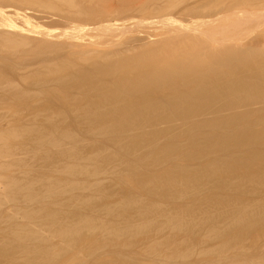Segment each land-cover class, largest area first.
<instances>
[{
    "label": "rangeland",
    "instance_id": "rangeland-1",
    "mask_svg": "<svg viewBox=\"0 0 264 264\" xmlns=\"http://www.w3.org/2000/svg\"><path fill=\"white\" fill-rule=\"evenodd\" d=\"M52 1L54 2V4L58 5V8H61V11H60L61 13H63V11L66 10L63 14H65L66 12L67 13H73L74 14V12L76 13V11H78V8L79 7H80L79 9H80L81 12L83 10L86 11V9H88V7L89 8L92 7L91 9H93V8L94 9H100L101 7L103 8L104 6L105 7L106 6H111V4H112V6H116V5L119 4V6H122V7L124 6V7L122 8V10H120V11L117 12V14H119L120 16L119 15L115 16L116 15L115 14L112 17H110V18L107 19L108 22H111V23H115L116 24V26H114L113 29L108 30L107 32H109V34H112V37L115 36L117 39L116 38H112L111 35H108L107 34V36H110V39L111 40H109V37H107V36H106L107 38L105 37L106 38V40H105L104 36L106 34H104L100 30L99 31H95V34H94V31H93V34H92V32H89V33L87 32V34L84 36V38H87L86 36L89 35L88 38H93V39H95L96 36H97L96 39L98 40L99 37L102 36V34H103V36L100 38V41L99 40L98 41L101 42L103 40V42H106V43L108 42V44L105 43V45H107V46L109 45L108 46V49H107V52L105 51L106 54L105 53H102L103 50L101 51V49H99L100 52L102 53L101 56H103V54H105L107 56V53H109V55H108L109 60H108V58L107 59L104 58V60H106L105 63H103L104 60L102 61L100 59H97L98 57H96V59H95V57H94L95 60H93L92 62H89V64L92 65V63H95L94 61H96V62L99 61V62L97 64L92 65V66H89V64H84L83 66H80V67L77 66V68L75 66L73 69H71L68 72L67 71H63L64 72L63 73L61 71H57L59 69H57V67L55 65L54 67H56V69H57V70H55L52 67L53 65L51 64L50 61L55 60L57 62V66L59 67V65L62 62H64V61H62V58L61 57H64L63 60H65V58L68 59L69 57L70 58H73L71 56H74L75 57L74 54H70L69 53V52H72L73 47H69L66 44H64V46H68V48L63 47L64 48L63 49L62 46H61L62 49H60V52H57V50L59 48L58 47L57 49H54V51L56 50V52H54V51L53 52L51 51L52 53L51 52H47V53H51V54H45L46 52L45 53H40L41 56L38 53H36L35 55L30 54L29 55V58L26 55L27 58L26 57L23 58V60H25L24 63L21 62L23 60H19V59H17V57H14V56L12 57L10 55H4V54H2L3 52H0V55H1L0 56V59H2V60H0V61H2V63L0 62V73H3V74L0 75V104H2L0 106V108H2L1 111H10L8 109V107L9 108L13 107L14 111H19V109H18L19 107H21L20 109H23V111H30L33 107L37 108V105H39L38 106L39 109L37 108L39 111H41L42 109H43L42 111H44V108L45 109L47 108L46 111H50L51 110V123H52L51 126L54 128V129L52 128L53 130L51 129V135H52L51 137H56L57 135H59L60 134V133H58L59 131L60 132H62V131L63 132L64 131H68L67 128L68 129L70 128V130H69L70 133L73 132V130H74L76 132V134H77V137H75L74 134L72 133L73 134V137H72L71 140L70 139H60V137H58V140L61 141V145H57L56 147L60 151H65V150L69 151V149L71 151V149H72L71 152H73V151L76 152V151H78L80 149V151L78 152V155H80L81 154L80 152L82 151V154L80 155L82 157V160L80 161V159L78 158L80 156L77 157L78 159L75 158V156H74L72 158V160H74V161H72L71 159L65 158L64 155L63 156L62 155H57L58 151L55 150V149H51V159H52L53 156L54 157L57 156V158L54 159L55 160V163H54V160L53 159L51 160V163H52L51 164V181H52L51 182V188H52L51 189V218H52L51 219L52 220L51 222H52V224L54 222V226H55V227H52L53 225L51 226V238H52V240H51V243H52L51 246L53 245L52 246L53 248H51V254H53V256L51 257V259H52L51 260V264H57V263L58 264L59 263L60 264H64V262L71 261L72 257H74L72 259L73 261L72 262H68V264L69 263L70 264H95V263L96 264H143L142 263L143 261H144V264H145L146 261H147L146 262L147 264H149V263H152V264L153 263H155V264H255V263H257L256 261H258L259 264H264V214H263L264 213V211H263L264 210V205H263L262 209H261V206L259 207L260 203H263L264 202V193H263V191H264V188H263L264 187V184H263V186H260V183L261 182H264V173H263L264 172V170H263V168H264V158H263L264 157V154H263L264 153V98H263L264 97V94H263L264 93V90L262 91V89L264 88V78H263V76H264V70H263V68H262V70H260L261 69L260 67H264V65L262 64L263 66H259L260 69L254 67L255 69H257L256 71L258 72V74L263 75V76H260V79L259 80H258L259 75L257 77V75H256L257 73L255 74V72H254L255 69L252 68V67L250 68V66L249 67H246V69H249L250 71H252L254 73L253 76H252V73H250L249 70H247L249 74L247 72H246L247 74L246 73H243V71H242L241 74H236V75H232L230 73L231 76H229V77H231V78L227 77L226 75L225 76L220 75L219 77H217L219 79L221 78L222 81L223 80L225 81V78H227L228 81H226L225 84H228V85L233 84V85H231V87H232L231 94L232 95H230V96L227 97L225 95L223 96L222 93H219L220 94L219 95L218 93L215 94V92H213L215 95L214 94L212 95V93H211V95H212L211 98H210L211 101L206 100L205 98L203 99L202 98V95L198 94L199 91L196 92V90H194L192 88L193 86L191 87V89L189 91L191 93L190 94L188 92V90H189L188 88L189 87L187 86V84H185V86L182 84V82L180 84V79L179 78H178V80H179V83H178L177 82V75H178L179 72L176 71L177 73H175V70H177V69H174L173 70L174 72L172 71V73H170V75H169L170 77L168 76L169 77L168 81H170L172 79H175V80H172L173 82L170 81V83H172V84L173 83H175V84L178 83L180 87L182 85L183 86V89H184V87H187L188 90H185L186 89L185 88L184 91L179 92L182 89V87L180 88L178 85H176L180 89L179 90V89H176L175 86L173 87V85H172L171 86L172 89L170 87L168 88L166 86L168 88V91H169V92H167L164 89V87H165V85H168L169 83L163 85L164 87L162 86V89L163 90H161L160 84L158 83L159 86L156 89H154V86H151L150 88L148 87L147 90L145 88V90H141L139 92H134L133 94L129 95L127 97V99L126 98L125 99L122 98L124 100H122V99L119 100V98L117 100V99H115L116 97H114V96H113V99H112V97L109 96L108 99L106 98V99L100 101L101 97L99 99H97L100 95H102V94H99V92L100 93H103V94H106L108 92V90L106 89V91H104L105 90L104 89L105 85H108V86L110 85L113 88L114 87V82H113V79L112 78H110V79H101V80L98 81L99 87H101V88H99V87H97V85H98L97 82H95V83L93 82V79H98L99 77H94V75L92 76L91 75L92 74L91 72L93 70H97V71L100 70V71H102L103 69H106L107 66H109V64H111V62H113L112 59H110V51L113 52V50L114 51H117L119 49H122V48L125 49V47H127L128 49H132V51L135 49L134 52H136L137 50H139V47L138 46H141L142 43H144V42H146V41L149 40V36H151V38H152V36H154L156 34H162V35H164V33H166L165 31L168 30V29L165 30L166 25L165 26H162L163 24L162 25L160 24L158 26V24L161 23V22L156 23L157 26H154L152 24H151V27H149L148 25L143 26L142 25L143 23L140 24V22H141L140 20L141 19H147V20H150V19L151 20L152 19L159 20L160 19V20H165V18L173 17V18L182 20L183 23H187L189 25V27H191V28L192 27L193 28L195 27V28H199L200 29V27H197L194 23H190L189 22V20L191 19V16H189L188 13H184L182 15V14H179V10H181L186 5H189V4L194 3V2L202 1V0H182V1H184V3L183 2L181 3V0H178L177 2H180L182 5L180 3L174 4V1L173 2L171 1L172 4H174V5H173V7H169V8H168V5L171 4V2L169 0H129V1L128 0H86V1L74 0L73 2H72V0H68V1L66 0L65 4H68V5H65L63 0H61V1L52 0ZM69 1L72 2L73 5H71ZM164 1L166 3L161 4ZM207 1L208 2H210V1L211 2L212 1L215 2V0H207ZM226 1H228V0H226ZM58 2H60V3H58ZM87 2H89V3H87ZM61 3H63L64 5H62ZM75 3L76 4L79 3V7H77L75 5ZM85 3H86V5H85ZM90 4H92V5L90 6ZM94 4H96V5H94ZM178 4H179V7L177 6ZM165 5H166L167 8L165 7ZM67 6H69V7H67ZM71 6H72V9H68V8H71ZM74 6L77 7V8H75ZM82 6H83V9H81ZM170 6H172V5H170ZM240 6L241 7H244L242 5H239V7ZM174 7H176V8H174ZM54 8H55V10L52 9L51 12L50 11H47L48 9L46 10V8L41 9V13L42 14H46V15H49V16L52 15L53 16L52 18L46 19L44 21V24H45L44 26L52 29V31L54 33H58L59 32L58 33L59 34V37H58L59 39H57L58 41H61V42H62V40L68 41L67 39H65V36H62L63 31L65 33L67 30H69L68 32H66L67 35H69L68 33H70V34L72 33L71 35H73L74 34V31H72L73 29L70 28V26L72 24H75L74 21H76V20H74L72 22H69L67 20H63L61 18H58L56 16V14L57 15L60 14L59 9L56 6ZM154 8H156V9L157 8H161V9L165 8L168 11L167 12H164V13H166L164 15L162 13V10H160V9L156 10L155 9L156 12L157 11L159 12V10H160V12L163 14L162 15L163 17H162L160 15V12H159V15L157 14V16H156V12L154 11ZM170 8H171V13H169L170 12L169 11ZM172 8H174V9H172ZM62 9H63V11H62ZM56 11L58 13H56ZM195 14L197 15V13H195ZM152 15H155L156 18H155V16H152ZM243 15H241V16H243ZM253 15H255L257 17L259 16L258 14L256 15V13L253 14ZM253 15L251 17H255ZM260 15H261L260 16L261 17V20L263 21V19H264V13L263 14H260ZM257 17H256V19L255 18L252 19V20H254V22L252 21L251 24L252 23L255 24V20L257 21V19L260 20V18H257ZM76 18H77V21H78V20H80L81 17L80 18L79 17H76ZM131 18L133 20H131ZM120 19H123V21H121ZM137 19L139 20V22H138ZM259 20L257 22H259ZM135 21H136V23H135ZM142 21H145V20H142ZM120 22L121 23L123 22L125 25L121 24ZM257 22H256V24H257ZM134 23L137 26L134 25V28L133 27L130 28L129 27V26H131L130 24H132V26H133ZM138 23L140 24V26H139ZM261 24H262V22L260 23L261 28H260V26H258V27L256 26L257 29L255 27V30H257V31L253 30V26H255V25H249L248 26V29L253 30V31H250L251 34L250 33L247 34V31H245V30L244 31H245L246 34L243 33L244 31H241V32L244 34L245 37L246 36L248 37V40L247 39L246 40L247 41H250L251 47H254V48L257 47V48H259L257 46V44H256V41H258L257 42L258 45L261 46V49L263 47V50H264V22H263L262 25ZM141 25H142V27H141ZM193 25H195V26H193ZM258 25H259V23H258ZM138 26L140 27V30H141V28H144V29L142 31L137 30L136 28H138ZM147 26H148V28H145ZM168 27L169 26H167V28ZM132 28L133 29H136L137 31L133 30ZM201 28H205V27H201ZM192 29H189V30L191 31ZM150 30H152L153 32L150 31ZM160 30H162V31H160ZM133 33H134V35H132ZM242 33H237L238 39L240 37L242 39ZM237 35L235 34V38L238 41V39L236 37ZM239 35H240V37H239ZM133 36L136 39H134V38L132 39ZM127 38H128V40L126 41ZM251 38H254L253 39V43L255 45L252 44V41H251L252 39ZM115 39L120 43L119 44L120 47L118 45L116 46V42L117 41ZM244 39L245 38H243L242 40H244ZM247 41H243L242 43L239 42L240 44H237V46H239V45L241 46V44H243L242 47H247L246 46L247 43L244 44V42H247ZM112 42L115 43V47H114V43H113V45H111ZM118 42H117V44H118ZM121 44H123V45H121ZM131 46H132V48H131ZM251 50H253V49H251ZM255 51H257V50H255ZM97 53L98 54H101L99 52H97ZM37 54H38V57H36ZM43 54L46 55L47 58H45L46 56H44ZM105 55H104V57H105ZM91 56H95V53L94 54H91ZM252 57H254V56H252ZM31 58H33L32 61L30 60ZM3 59H5V60H3ZM7 60L9 62H12V63H10V64L8 63L9 64L8 65L6 63ZM57 60L59 61V63H58ZM231 60H232V63L234 61V64H232L230 62ZM237 60L240 61V59H238V58H236V59H233V58L230 59V61H228L230 63L229 64V67H231V66H233V65L236 64L235 66L237 67V69H239L238 68L239 63H237ZM254 60H256V58ZM259 60H260V58H259ZM55 61H53L54 63L53 62L52 63L55 64ZM108 61H110V62H108ZM40 62L41 63H44L43 64L44 66L42 64H39V65H37L38 67L36 66V67L31 68L29 70L26 69L27 67L30 68L32 65L35 66V64H38ZM48 62H50L49 65L51 67L48 66ZM260 62H256V63L259 65ZM13 63L14 64H17L16 65L17 67H18V65H20V66L18 68L15 65H13L14 67H11ZM113 63L111 65H113ZM22 64L25 66V68L23 67ZM105 64H107V65H105ZM86 65H88L89 67L86 66ZM209 65H211L212 67H214V66H216V63L214 61H212V60H209ZM21 67H23L24 70L26 69L25 72H24L23 68H22V72L19 70V69H21ZM42 67L45 68L44 71H41L40 70V69H42ZM46 67H48V68H46ZM15 68H17L16 70H19L20 72L19 71H16ZM51 68H52V70H55V71H53V72H55V75H54V73H52L50 75H53V76L52 77H48V75H49L48 73L52 72V70H50ZM80 68L83 69L82 71L84 73L81 71ZM46 69L47 70L49 69V71H47ZM251 69H254V70H251ZM78 70H79V72H78ZM259 70L261 71V73H259L260 72ZM38 71H39V74L42 73V74H40V75H42V77H39V75H37L38 74L37 73ZM184 71H185L184 77L185 76L190 77V75H188L189 73L193 76V73L192 72H189V70L184 69ZM28 72L30 73V76H31V74H33L32 75L33 77H29V75H28V77H24L23 76V75H26L27 76V74H29ZM33 72H36L37 74H35ZM56 72H61L59 74L60 76L57 75ZM65 72H67V74H65ZM80 72H81V74L83 73V75H82L83 78L79 75ZM45 73H47L48 75L45 74ZM44 74L47 75V77ZM62 74H64L65 76L62 75ZM84 74H86V75L89 74L87 76H90V79H89V77L87 79H85L86 77L84 76ZM3 75H4V77H2ZM19 75H21L23 77H21ZM174 75L176 77H171V76H174ZM241 75L244 76V77H242ZM35 76H37V77H35ZM248 76H249V79L247 78ZM250 76H252V77H250ZM76 77H77V80L75 79ZM79 77L81 79H79ZM91 77H93V78H91ZM195 77H196V79H195ZM199 77H202V76H197V75L196 76H193V78L191 79V82H193V84L189 83L190 84L189 86L197 84V83L194 84V82L200 83V84H197L198 86H201V83H202V86L200 87V90H202V92H205V89L206 88H208V89H211V88L213 89L214 88V87H212L213 84L211 85V83H210V79L208 80V79H206V77H203L201 79ZM256 77H257V79H256ZM72 78H74V80H71ZM232 78H234V79H232ZM83 79H84V81H83ZM88 79L90 80V82L88 81ZM193 79H195V80H193ZM230 79H232V81L233 80L236 81L237 79H239V81L237 80L236 81V84H234L235 81L232 82ZM243 79H244V81H243ZM261 79H263V82L262 81L260 82ZM256 80L258 81V83H257ZM66 81L68 83H66ZM77 81H79V82H77ZM205 81H207V84L208 85H206V84L204 85L203 84ZM240 81H243V83L244 82H246V83L243 84L241 82L238 85V83ZM250 81H251V84L249 83ZM74 82L77 83L76 85H78L79 83L80 84H83V85L90 84L91 83L92 85L91 84L90 85L92 87L89 86V88L91 89L90 91L91 92L93 91V92L92 93L91 92H88V94L91 95V96H86V97H84L83 95L80 96V94L83 93L81 91L84 89V87L80 85V88L82 87V89L76 88L78 90H76V89L73 90L74 87L76 86L75 84H74L75 86L73 85L74 87L72 86V84ZM70 83H71V85H68ZM93 84L94 85L96 84V86H95L96 88L93 86ZM225 84H223V86ZM246 84H248V85H246ZM249 84L251 86H252V84H254L255 86H253L252 89H251V88H249ZM169 85H171V84H169ZM234 85L235 86L238 85V86H236V88L237 87L238 88L236 89ZM240 85L241 86L243 85V87L247 86V88L245 87L246 90L247 89H251V91L248 90L249 92L247 91L246 93H244V94H246V96H247L248 93L250 95L251 92H253L254 93L253 96L254 95L255 96L254 97L252 95L251 96H247L249 98V99H247V97L244 96V94H243V92H245L246 90L243 87L241 88L242 91L241 90H238V89H240L239 88ZM259 85H261V86H259ZM53 86L57 88V89L55 88V90H53V91H58V92L55 93V92L52 91V89H49V88H51ZM71 86H72L73 89L71 88ZM203 86H206V87H203ZM262 86H263V88L260 89ZM69 87H70V89L68 90ZM256 87L257 88L259 87V90ZM87 88H88V85H87ZM173 88H175L176 91ZM101 89H104L103 90L104 92H102ZM234 89L239 91V92L237 91L238 92V94H237V98L238 99L236 98V95H234L236 99L233 97V94H235V93H233ZM79 90H80V92H79ZM96 90H97L98 93L95 92ZM154 90H155V92H153L154 93L153 94L151 91H154ZM170 90H172V91L170 92ZM192 90H194V92ZM243 90H245V91H243ZM22 91H24V92H22ZM34 91L36 93L37 92L40 93V95L39 94L38 95L39 96H43V97H39L37 94H35V95H37V98H36L35 95H33V96L31 95L32 96V99H31V97L28 96V95H30L31 93L34 94ZM84 92H85V90H84ZM173 92H174V94H177V92H179L178 94L181 93L178 96L179 98L177 97L178 94L175 95L176 97L174 96V94L172 95ZM184 92H185V94H184ZM260 92H262V93H260ZM59 93L60 94L62 93V94L60 95ZM63 93H64V96L61 97L63 95ZM182 93H183V96H182ZM195 93H196V95H194ZM205 93H209V92L207 91ZM205 93H204V95H209V94H205ZM239 93L242 96H240ZM45 94L47 96H45ZM109 94H110V91L108 92L107 95H109ZM170 94L173 97L176 98L175 103L177 101V103H176L177 105H175V107L177 106V108L180 109V110L179 109H176L174 106H172L174 108V110L176 109L175 113L172 110L173 108L170 107L171 104L174 102V99L175 98L173 99V97ZM262 94H263V96H261ZM22 95H23L24 99L26 97V99L29 98V100L28 99L27 100L26 99L24 100L23 97H22ZM74 95H77V97H78V99L75 100V101H73V100H74V98H77V97H74ZM152 95H155V96H152ZM185 95L188 96V97H190V98H192L193 99L192 101H194V99H195V101L192 102ZM19 96H21L20 98H22L23 100H21L19 98ZM34 96H35L36 99L34 98ZM79 96H80V98H79ZM184 96L186 97V100H185V97ZM214 96H216L215 97L216 99L214 98ZM53 97L55 99H53ZM67 97H69V98L71 97V98L68 99ZM88 97H90L91 100H88L89 99ZM217 97H218V100L219 101H217ZM255 97H256V99H255ZM62 98H65V99H62ZM86 98H88V99H86ZM170 98H172L173 100L171 101ZM221 98H223V99H221ZM239 98H242V101L243 102L242 101H238V100H240ZM17 99H19L21 101H19ZM34 99L35 100L38 99L37 102H39V103H37ZM94 99H95V101L93 102ZM114 99L116 100L115 102H114ZM197 99H198V101H197ZM201 99H202V102H201ZM220 99H221V101H220ZM229 99L230 100L232 99L231 100L232 103H231V101ZM243 99L245 100V102H244ZM250 99H252V100H250ZM253 99H255V100H253ZM32 100H34L35 103H33ZM66 100H68V102H69L68 104L69 105H67V101ZM107 100H109V101H107ZM140 100H141V102H143V101L146 102V100H147L148 102H146V104H148L149 102H151V104L149 103L151 109L154 106H156V105L153 106V104H155V103L158 104L159 103V100H161L160 103L161 102L162 103L164 102L163 105H166V107H168V108L166 109L165 106H162V105H161L162 107H160L159 104L157 105L158 107H154V111L153 112H155L157 114V116L153 117V115H156V114L155 113L154 114H151L150 117H153L152 118V121L150 119V121H146L147 123H143L144 121L141 122V124L144 126V127H142V128H144V130H141L142 128L141 129L139 128L140 131H139V129L135 131V128L134 127H128V128H134L133 129L134 130V133H133L132 129H128L126 127H123L122 129H120V130L117 131V129H119L118 127L120 126L119 124H118L119 126H116V127L114 126V130L116 131V133L114 132V130L112 128H108L109 131H111V130L112 131L110 133L111 136L108 135L107 138L108 139L109 138L114 139V137H115L116 139H114V140H111V139H109V140L107 139L106 140V137H104V136L103 137H100L99 135L97 136V134L96 135L94 134L95 136H93L92 133H90V132L88 133L89 130L87 131V129H89V127H91V125L92 126H95V127L96 126L102 127L101 125H102V122H103L102 121L103 118L101 120L100 119L101 118L100 116H103L104 113L106 115V113L108 111L109 112L107 113L106 117L108 115H110L112 112L114 114V111H116V110L119 109V108H117L118 105L121 106V107L122 106L125 107L126 112H123V113L124 114L126 113L128 116H131V117H129V119L132 118L133 116H135V118H136V115H137V114H135V113H137L136 112L137 111V107L136 106L139 104L138 102H140ZM178 100L180 101V103L182 101V104H179V101ZM227 100L229 101L228 102V105H224V104L227 103L226 102ZM233 100H234V103H233ZM27 101L28 102L31 101L32 103L31 104L30 103L27 104ZM44 101L47 102L46 106H45V102ZM96 101H98V103ZM168 101H170V102H168ZM185 101L186 102H189V105H188V103L186 104ZM236 101L239 103L238 105H240V106H237V102ZM40 102L42 103V105L45 106L44 108H42L43 106H41ZM95 102H96L97 107L94 106V103ZM99 102H101L102 105ZM134 103L135 104L138 103V104L137 105H134ZM194 103H195V106L196 107H194ZM205 103H206V105H205ZM221 103H223V104H221ZM111 104L113 105V107H112ZM210 104H213V105L210 106ZM3 105H7V107H5V106L2 107ZM47 105H48V107H47ZM98 105L100 106V108H98L99 107ZM115 105L117 107H115ZM125 105H127L128 107L133 106L131 108L132 110H133V108L136 107L135 108L136 110L134 112H131L132 110L129 109V108L128 109L130 111L127 110V106H125ZM181 105H182V107H180ZM232 105H233V107H234L235 110L232 108ZM108 106H110L109 107L110 109L108 108ZM186 106L188 107V109H186L187 108ZM199 106L200 107L202 106L203 108L202 107L200 108ZM227 106H230V108L228 109ZM49 107H50V110H49ZM121 107H120V109H121ZM159 107L162 108V109H160ZM183 107H184L185 110H183ZM193 107L195 108V110H194ZM3 108H6V109H3ZM16 108H17V110H16ZM40 108H42V109H40ZM112 108H114V110ZM158 108L160 109V112H159V109ZM163 108H165V109H163ZM190 108H192V109H190ZM196 108H198L199 110H197ZM262 108H263V110H262ZM106 109H108V111ZM156 109H158L157 111L159 113L156 111ZM11 110H12V108H11ZM82 110H87L89 112H93L94 114H96V115L98 114L99 116H97V117L95 116L97 119L95 117H91V115H86V117L89 116L88 118H86V117L85 118H82L83 117V115H81V111ZM110 110H112V111H110ZM177 110H179V111H177ZM186 110H188V112ZM118 111H117V113H115L116 115L118 114ZM161 111L163 113H161ZM196 111H197V113H195ZM233 111L234 112H237V115ZM245 112H246V114H245ZM76 113H79V114H77V116H76L75 115ZM132 113H133V115H132ZM145 113H147V115ZM253 113H255V114H253ZM126 114H125V116H126ZM144 114L146 115V117L148 116V112H144ZM144 114H143V116L145 117ZM158 114H160V115H158ZM241 115L243 117H240ZM249 115H252V118H251V116L248 117ZM158 116H159V118H158ZM163 116L165 117V119L163 118L165 121H163V119H161ZM232 116H233V118H232ZM106 117H104V118H106ZM178 117H179V119H178ZM245 118L248 119V120L246 121ZM256 118H258L259 121L256 120ZM155 119H157V120H155ZM234 119L236 120L235 121L236 123H234ZM244 119H245V122H244ZM227 120H228V122H227ZM231 120H232V123H230ZM240 120H241V123H240ZM260 120H262V121L260 122ZM199 121H200V124H198ZM210 121H212V123H213L212 125H211V122ZM196 122H197V124L199 126L196 124ZM202 122H203V125H201ZM209 122H210V124H209ZM193 123H195V124H193ZM95 124H98V125H95ZM104 124H105V122L103 123V125ZM108 124L109 123H107L103 127L107 126ZM141 124H140V126H142ZM187 124H191V125L193 124L192 127H193L194 130L193 129L191 130V128H192V127H190L191 125H188L187 126ZM114 125H116V124H114ZM195 125H197L196 128H195ZM66 126H67V128H66ZM152 126H155V127H152ZM56 127H57V129H56ZM84 127H87V129L84 128ZM110 127H112V126H110ZM184 127H187V129L189 127L190 129L186 130V132L183 131L181 133L180 131H182L183 129L184 130L186 129ZM59 128H61L62 131ZM124 128H125L126 131L124 130ZM153 128L154 129L157 128V130L156 129L155 130H152ZM198 128H200V129H198ZM83 129H85L87 132H85V130L82 131ZM241 129H243V131H241ZM56 130H57V133H56ZM123 130L125 131V133H122V132H124ZM129 130H131V131L129 132ZM189 130L192 131V132H190ZM145 131H146V133H144ZM152 131L160 132L161 135H162V137L160 139H159L160 136L157 138V140H159V141L162 142V143L161 142L159 143V141H157V143H158L157 146L162 147L165 144L164 147H169L168 146L169 143H174L175 144V142H176V144L178 145V148L170 151V153H168L167 155H165V154H163L161 152L155 153L153 147L149 148L152 145L148 146L149 144L146 141L148 138H150V137H148L149 135L148 136H145V135H147V133L152 132ZM136 132H138V133H136ZM139 132H142V133H139ZM240 133H242V134H240ZM243 133L244 134H253V133H255L258 136L257 137V141H255V142L249 141L247 138H244L243 137ZM258 133H259V135H258ZM175 134H176V137H173V136H175ZM163 135H165V136H163ZM169 135H170V137H169ZM198 135H199V137H198ZM226 135L228 136V139H226L227 138ZM229 135H231V136H229ZM79 136H80V138H79ZM116 136H118V137H116ZM137 136H138V138H137ZM232 136H233V139H231ZM125 137H126V140L124 139ZM224 137H226V138H224ZM229 137H231V138H229ZM127 138H128V140H127ZM143 138H145V139L143 140ZM178 138L179 139L184 138V139L179 140ZM190 139H191L192 142H195V143H193L194 146L193 145L191 146L192 142L190 141ZM90 140H91V143L92 144L89 142ZM134 140L135 141L138 140L137 144L135 146H133V147H128L127 146V142L134 141ZM163 140H164V142H163ZM112 141H113V143H112ZM125 141H127V142H125ZM114 142H116V143H114ZM94 143L97 144L96 146L99 145V147L96 148V146H95ZM145 143H147V144L145 145ZM217 143H218V145H217ZM221 143L223 144V146H221L222 145ZM224 143H227V144H224ZM238 143H240V144H238ZM189 144H190L191 148H188L187 147V145L189 146ZM195 144H199L198 145L199 148H197V145L195 146ZM201 144H203V146H201ZM212 144L213 145H216V146H213ZM118 145H119V148H118ZM179 145L180 146L183 145V146L180 147ZM101 146H102V149H105L104 148L105 146H106V150H107V148L110 149V150H107L110 153L108 152V154H107V151L106 150H105L106 152L103 151L104 153H102V149L100 148ZM120 146H121V148H120ZM143 146H145L147 148H145ZM184 146H186L185 148H187V149H184ZM164 147H162V148H164ZM192 147H196V148L194 149ZM207 147H208V149L210 147L212 149H210V151L208 150V152H207ZM219 147L220 148L222 147V148L219 149ZM224 147H226V148H224ZM75 148H76V150H75ZM181 148H183L185 150L184 151L182 149V151H181L182 153L178 152V150L180 151ZM227 148L229 149L228 151H227ZM84 149L86 150V152H85ZM138 149L142 153L139 152ZM203 149L206 150V151H204ZM149 150H151V151H149ZM176 150L178 152V153L176 152L177 155H171L172 153H174L173 151H176ZM213 150L216 151V153L213 152ZM222 150H225L224 153H223ZM93 151L96 152V155L95 156L93 155L94 154ZM112 151H113V154L116 153V155H118V156L116 157L115 155H112V153H111ZM131 151H132V153H131ZM145 151H149V152L146 153ZM217 151H219V153ZM260 151H261V154L262 155L259 154ZM97 152H99L100 154H102V156H100V157L104 160V162H103V160L100 159V157H99L100 154H98ZM54 153L56 154V156H55ZM133 153H134V155L136 154V156H134ZM159 153H160V155H159ZM197 153H201V154L200 155L198 154V156H196ZM204 153L205 154L207 153V155H205ZM245 153H246V155L247 154L248 155L246 156ZM83 154H85L86 157H88L90 154H92L89 157L92 158L94 156L93 159L95 157H99V158H98V160H92L91 162H90V160L89 161L88 160L85 161V160H83L84 157H85V156L83 157ZM139 154H140V158H139ZM151 154L153 155V157H150V156H152ZM154 154H156L157 156L154 157L155 156ZM185 154H187V155H185ZM188 154H189V156H188ZM209 154H210V156H209ZM234 154H236V155H234ZM105 155H107V157ZM147 155H149V156H147ZM201 155H203L202 156L203 157L202 159H200ZM112 156H114V157H112ZM170 156H173V157L170 159ZM187 156H188V158H186ZM248 156H250V158ZM59 157H60V161L58 163L60 164V166L63 165V164H66V163H68V165H71L72 164V166H76L75 164H77L76 168L80 166L78 169L83 170V171H85V169L87 171V169H88V172L89 171L90 172L88 173V172L85 171L86 174L89 175V176L90 175L91 176H94V177L91 178V176L88 177L86 174L83 175L84 172L83 173L82 172H78V173L76 172V173H74V172H70L69 171L68 172V175H69V173H71L70 174L71 177H70V175L68 176L66 174V171L63 170L64 173H65L64 174L63 171L61 170L60 166H58L59 164L56 163L58 161ZM119 157H121L122 159L119 158ZM220 157H222V159L224 161H225V159L228 158V160L230 162L228 160H226L225 162L220 161V160H222ZM224 157H225V159H224ZM104 158H106V160ZM111 158H113V159H111ZM155 158H156V160H155ZM167 158H168L169 161L167 163H163V162H166L167 161ZM175 158H177V159H175ZM181 158H183V159H181ZM194 158L195 159L198 158V160H200V161H198V160L196 161ZM219 158H220V160H218ZM238 158L243 159L244 161L243 160H240ZM247 158H249V159H247ZM137 159H138V162H137ZM144 159H147V160H145L146 162H143ZM159 159H161V160H159ZM232 159L237 161V162L234 161L235 165H234L233 169H235V171L238 172V171L241 170L240 168H238L239 166L242 168V170H241L242 172L240 171L241 172L240 174L238 172L237 173L238 175H236V172L233 171V169H231V168L230 169H227L228 164L230 163L229 165H231V162H233ZM115 160L116 161L119 160L118 162H119L120 165L117 164L118 162L116 163ZM123 160H124V164L122 165ZM150 160L153 161V162H151ZM250 160H252V161H250ZM61 161L64 162V163H62ZM75 161H77V162L75 163ZM93 161H94V163H93ZM112 161L115 162V163H113ZM149 161H150L151 164H154L155 161H157L156 163L158 165L155 163L154 164V166H156L155 168L152 165H149V167H148L147 164H149ZM190 161L193 162V163H190ZM208 161L209 162L210 161L212 162V163L210 162L211 163L209 165L210 168H211V166H217V167L220 166V168H222V169H220V168L218 169L216 167H213L214 169L211 168V171H209V168H208L206 170L207 171V176H208L207 179L204 180L203 178H198V180H197L198 184L197 183H193L195 185L191 187L192 189L190 191H187L186 193H183L182 195H179V196H173V195L176 194L175 187L173 188V187H169V186H171V185L175 186L174 183H178V181H180L184 177V175H186V177H184L182 180H187V177H192L193 175L197 176V174H196L197 173V170H198L199 173L202 172V171H203L202 173H205V169L208 167L206 165L209 164ZM216 161L217 162L220 161L221 162V163L219 162L220 165H218L219 163L217 164ZM245 161H247V162H245ZM69 162H70V164H69ZM127 162H128V164H127ZM131 162H132V166H135L136 165L135 168L133 167L134 169H132V167H130L131 166ZM250 162L253 164L252 166H250L251 165ZM110 163L111 164L113 163L112 164L113 170L110 169V166L111 165H108ZM213 163H215V165ZM224 163L225 164L228 163L227 166H226V168H223L224 165H225ZM242 163H246V165L249 168L246 165L245 166L242 165ZM82 164L83 165L86 164L87 167L85 165L84 166V169H82V167H81V166H83ZM99 164L100 165L102 164L103 166L102 165L100 166ZM115 164H117V165H115ZM145 164H146V166H145ZM159 164H160V166H159ZM238 164H239V166H237ZM52 165L53 166L56 165V166L53 167ZM142 165H144V166H142ZM199 165H200V168L198 169L197 166H199ZM201 165H204V166H201ZM232 165H233V163H232ZM118 166H120V168ZM137 166H140L139 171L140 170L143 171L142 172L143 173L142 174V177H141V174H140V179H142L143 177H145L146 179L148 178L150 180H154L156 183L154 181H152L153 183H155V184L152 183L153 186L156 185L157 183H160L161 185L164 183V186H162V187H164L165 189H168L169 192H171L172 190H174L175 192H173V191L171 192V193H174V194L169 193L168 190H166L167 192H165V193L163 191H162L163 193L162 192H159V190H157V186H154L155 188H154V191H153L152 184H150V183H143L144 186L140 183V185L142 187H140V185L137 186V184H139V182H140V179H139V182H138L139 174L137 175L134 172V170L136 168L138 169ZM167 166L168 167L170 166V167L168 168ZM187 166H189V167H187ZM253 166H254V168H253ZM258 166H261L260 167V170L261 171L263 170L262 172L259 171V167ZM55 167L56 168L59 167L62 172L59 170V168L56 170ZM127 167H129V168H127ZM175 167L180 168V171H178L179 169L178 168H175ZM250 167L254 171L251 170ZM103 168H106V169L108 168V170L103 169ZM115 168H116V171H114ZM125 168H127L128 171H127V169L124 170ZM201 168L203 170L199 171ZM90 169H92V170H90ZM96 169H98V170H96ZM99 169H101L102 171L99 170ZM165 169H167L166 170L167 172H169V171L172 170L171 171L172 173L171 172H169V173L170 174H173V176L175 178L174 179L172 177L174 179V181H172L173 179L167 173L168 176L170 177V179H169L170 181L166 180V183H168V185H167L168 187H165V184L166 183L164 182V177H165V179L167 177V174L165 173L166 172ZM183 169H184V171H183ZM212 169L213 170L216 169L215 170L216 172H218V171H219V173L221 172L220 174H216V172H213L214 174H216V179H215V175L212 173V171H213ZM225 169H226V171H225ZM129 170L132 173L134 172V174H131V172ZM189 170H190V172H192V170H193V171H195V173L192 172V173L189 174L188 173ZM231 170L233 171V173L235 172V175H232V171ZM250 170H251L252 173L250 172ZM91 171H93V173H91ZM94 171H96V172L94 173ZM100 171H101V173H100L101 176L98 173ZM106 171L108 173H111V176L108 175ZM159 171H160V173L162 171V173H161L162 175L159 173ZM223 171H225L227 173L224 172L225 173L224 174ZM228 171L231 172L230 175H229ZM116 172H117V175H116ZM15 173L13 174V177H15L14 183H16V181L20 183L21 182V179L18 181V179L21 178L20 177L21 176L20 172L17 171ZM79 173H81V174L79 175ZM96 173H97V177H96ZM158 173L162 177L163 176L164 177L163 178L160 177ZM179 173L180 174L181 173H185V174L184 175H180ZM249 173H251V175H252V177L250 179L248 177H246V176H249L250 177V174ZM18 174L20 175V176H18L19 178L17 177ZM92 174H94V175H92ZM144 174H145V176H143ZM245 174H246V176H245ZM81 175H83L84 178ZM102 175H103V177H102ZM205 175H206V173H205ZM218 175H219V178L217 177ZM220 175H223L222 178L224 176H226V175L227 176H226V178H223L222 179V178H220ZM239 175H242L241 176L242 179L239 177ZM77 176H79V177H77ZM80 176H81V178H80ZM98 176H100V177H98ZM115 176H116V178H114ZM123 176L127 177L128 179L130 178V180L132 182V185L133 186L135 185L134 186L136 188L135 190H134L133 187H131V184L129 185V183L127 185L125 184L124 186H121L119 184V181L117 179L118 178H122ZM153 176L155 177L156 180L152 178ZM176 176H177V178L179 180L176 178ZM209 176H210V178H209ZM229 176L230 177L232 176V177L229 179ZM169 177H167V179ZM217 178L220 179V180H218ZM252 178H254V179H252ZM99 179H101V182H100ZM103 179H111V180H108V183H110L113 187L110 184L108 185V183H106L107 180H103ZM201 179H203L202 182L204 181L205 183L204 182L202 183L201 182ZM212 179H214L215 182ZM82 180H83L84 183H85V180H86L85 185L84 184L83 185L81 184V181ZM89 180H93L94 182L97 180L99 187L98 186L97 187L95 186V183L96 182L93 184ZM161 180L163 181V183H161ZM240 180L242 181V183H241ZM73 181H74V184L75 185L72 184ZM78 181H80V182H78ZM102 181H103V183H102ZM114 181H116L117 184ZM210 181H211V183H210ZM218 181H220L221 183L219 184ZM237 181H240V182L237 183ZM76 182H77V184L78 183L81 184V187H79V185L76 187V185H77ZM87 182H89V183H87ZM111 182H113L115 184H112ZM136 182H137V184H135ZM199 182L201 183V185H200ZM216 182H218V183H216ZM19 183H16L17 184L16 186L19 187V185H20ZM101 183H102V185H101ZM104 183L106 185H104ZM213 183H215V184H213ZM208 184H210V185H208ZM217 184H219V185H217ZM242 184L243 185L244 184H248L249 186L244 185V187H243ZM14 185L15 184H13L12 186L14 187ZM55 185H57V186H55ZM96 185H97V183H96ZM256 185H257V187H255ZM16 186L14 187V189H13V187H11V188L8 187L7 188L6 191H7V193H9V196H8L9 198H8V201H7L8 203L5 201L7 204L6 203L3 204V201H4L3 200L2 201V204H1L3 206L0 205V207H1L0 208V218L1 217L3 218V219H0V221L1 222H2V220L5 221V222H3V224H4L3 226H2V223L0 222L1 223L0 224V226H1L0 227V264H15L14 263V257L12 256L13 255V251H14V242L17 241V240L20 241L21 240V237H22V234H24V232H26V229H27V227L25 226V223H24L23 219L22 218L21 219L19 218V216H21V214H22V213L21 214L19 213L22 208L20 207L21 204L20 203H17V202L18 201L21 202V200H18V197H17V200L18 201L16 200V198H13V197H16L15 194H16L17 190L15 191V188L16 189H19ZM59 186L61 187V189H59L60 188ZM83 186H85V188H86V190L83 188L84 191L82 189H80ZM89 186H90V188H89ZM93 186H95V187H93ZM105 186L108 187V188H106ZM125 186H128V187H125ZM148 186H149V188H148ZM202 186H203V188H201ZM213 186H217L218 188L216 187V190H215L214 189L215 187L213 188ZM259 186H260V188H259ZM56 187H58V188H56ZM102 187H105V188L102 189ZM222 187H225V189L222 188ZM232 187H233V189H231ZM234 187H235V191H234ZM255 188H259V189H257L258 191L257 190L255 191L254 190ZM13 190H14V192H13ZM247 190H249V191L247 192ZM252 190H253V193H252ZM91 191L92 192L94 191L93 193H95V194L91 193ZM192 191H194V192H192ZM240 192H242V193H240ZM245 192H247V193H245ZM214 193L217 194L216 195L217 197L215 195H213L212 196L213 198H209L211 196V194H214ZM244 193H245V195H244ZM168 194L169 195L171 194L174 199L171 198V195L169 196ZM190 194H192V195H190ZM86 195H88V196L86 197ZM221 195H224V196H221ZM233 195H235V197L238 196V202H240L239 199L241 197V202L240 203H238L237 201L235 202V198L234 197H233L234 200H232V197L231 196H233ZM220 196L222 198L223 197L224 198L226 197L225 200L228 197V199L226 200L227 202L226 201L224 202L223 201L224 198L222 199ZM92 197L93 198L96 197V198L93 199ZM206 198H207V200H206ZM247 198H248V200H247ZM250 198H252V200ZM175 199H177V200H175ZM203 199H205V202L206 203L204 201H201ZM126 200H130V203L129 202H126ZM135 200H138L139 202L137 201L138 202L137 203V202H135ZM208 200H209V202H207ZM212 200H213V204L211 205L210 201L212 202ZM249 200H251V201H249ZM133 201L135 203H137V204H135ZM200 201H201V203H200ZM216 201L218 202V205H217V202ZM222 201L224 203H227V204H228V201H231V202H229L230 203L229 207L231 205H233V204L235 206L238 205L237 210H236V207L234 205L233 206L235 208L232 207V208H234V209H232L230 207L231 208V210H230V208L228 207V205H225V204L224 205H221V204H219V202H221L223 204ZM140 202H142V203H140ZM158 202H159V205H158ZM234 202L235 203H238V204H235ZM243 202H245V204L249 202V204H247V206H245ZM250 202L253 203V204H250ZM160 203H162V204H160ZM208 203H209V205H207ZM76 204H77V206H78V204H80V205L77 207ZM239 204L240 205L243 204L244 207H240ZM57 205H60V206H57ZM201 205H202V207H201ZM205 205H207V207ZM249 205H250V207H251V205H253V207L251 208L250 213L248 211V210H250ZM7 207L10 208V209L7 210L6 209ZM18 207H20L21 209L19 208V211H15V210H17L15 208H18ZM142 207H143V209H142ZM165 208H167L169 212ZM178 208L179 209H182V210L179 211ZM202 208L204 209V212H202V210H203ZM224 208H225V211L228 210V212H230V213L225 212V211L223 213ZM226 208H227V210H226ZM241 208H243V209H241ZM144 209H146L148 211L146 212V211H144ZM173 209H175L174 210L175 212L172 211ZM210 209H212V212L214 214L211 212ZM216 209H219V210L216 211ZM238 209H239V211H238ZM177 210L180 213L182 211L183 212L186 211V213H182V214H184L185 216L188 217V218H186L187 221H186L185 218H182L181 217L182 215L181 216L179 215V219H177L178 217H175L176 218L175 221H172L170 218L167 219V216H166L167 215V212H168V214L169 213H176ZM240 210H241V212H240ZM242 210L244 212L246 211L245 212V215L248 214V217L246 216V218H245V215L242 214V212H243ZM187 211L190 212V213H187ZM220 211H222V212H220ZM236 211H238L239 213H241V216L244 215L243 216V219H246V222L244 220L240 221V219H242V218H240L238 216L239 213L237 214ZM252 211H254V212H252ZM205 212H207V213H205ZM16 213H18L19 216ZM202 213L203 214L205 213V214L203 215ZM220 213L221 214L222 213L223 214L226 213V216L225 215H221ZM231 213H234V216L237 215L236 217H238L239 219H237L236 217H234L233 215H231ZM190 214H191V218L190 219L192 221L189 219ZM210 214H212L214 217L212 215H210ZM219 214H220L221 217L219 216ZM205 215H206V217H205ZM15 216H16V218L18 220L15 218ZM57 216H58V218H57ZM185 216H183V217H185ZM192 216H194V217H192ZM209 216H211V218ZM207 217H208L209 220L206 219ZM226 217L229 220H233V221L230 222L229 220H227ZM54 218L55 219H58V220H55ZM230 218H232V219H230ZM252 218L254 220H252ZM53 219H54V221H53ZM182 219H185V220H182ZM173 220H174V218H173ZM188 220H190V221H188ZM237 220H239L238 223L236 222ZM249 220H251L252 223H250ZM72 221H75V223L73 224ZM184 221L187 222V224ZM206 221L208 223H206ZM228 221H229V223H227ZM202 222L206 223V225L203 224ZM232 222H234V223H232ZM151 223L154 226L153 225L150 226ZM194 223H196L195 224L196 226L193 225ZM241 223L243 224L242 225L243 227L241 226V228H243L244 232L242 231V229H239L240 227L238 225L239 224L241 225ZM244 223H246V225ZM62 224H64L63 226L66 229L69 227V231H71V229H72V226L71 225H75V224L78 225L79 224V228L80 229L83 228L82 234H84V232H85V235H83V237L81 235V238H78V239H72V238L69 237L68 238L69 241L67 242V241H65V239L63 237H61L60 235L58 236V234H56V228L62 227L61 226ZM229 224H231V225L229 226ZM144 225H146L148 227V230H146V232L144 230H142V227ZM190 225H192V226H190ZM249 225H252V226L249 228L248 227ZM245 226L248 227L247 230L244 229ZM177 227H179L178 229H180L182 227L181 230H179V232H176L178 230ZM234 227H236V228H234ZM23 228H24V230H22ZM157 228H159V229L157 230ZM190 228H192V229H190ZM174 229L176 230L175 232H173ZM182 229L184 231L186 230L185 232H187V234H184L183 235V232L184 231L181 232ZM234 229H237V230H239V231L242 232L241 233V232H238L236 230L239 233L240 236H238L236 234L237 232L235 233ZM153 230H155V231L153 232ZM187 230H189L190 233H188ZM177 233H180V234L178 235ZM181 235H183V237H181ZM185 235H187V236L185 237ZM188 235H189V237H188ZM64 242L65 243H68V246L69 247H66L67 249L65 248V243ZM55 244H57V247L60 248L59 250H58V248H55L56 247ZM150 245L152 246V248H151ZM144 246H145V248H144ZM146 246L148 247L147 249H146ZM79 249H80V252H79L80 254L78 253ZM151 249L153 251L155 250L156 252H152ZM56 250H58V251H56ZM178 250H180L182 254H180L179 253L180 251H178ZM81 254H83V255H81ZM77 255L78 256L80 255V256L78 257ZM75 257H77V258H75ZM96 261H98V262H96Z\"/></svg>",
    "mask_w": 264,
    "mask_h": 264
},
{
    "label": "bare ground",
    "instance_id": "bare-ground-1",
    "mask_svg": "<svg viewBox=\"0 0 264 264\" xmlns=\"http://www.w3.org/2000/svg\"><path fill=\"white\" fill-rule=\"evenodd\" d=\"M57 1V0H56ZM58 1H61V0H58ZM64 1V4H65V2H66V0H63ZM62 1V2H63ZM68 1V0H67ZM74 0H72V2H73ZM82 1H86V0H82ZM129 1V0H128ZM170 2L172 1H174V4H176V3H180V2H177L178 0H169ZM53 1L52 0H0V52H3L2 54H4V55H10V56H14V57H17V59H19V60H23V58L24 57H26V55L28 56V58H29V55L30 54H32V55H35L36 53H38L39 55H40V53H45V54H51L53 51H54V49H57L58 47V50H57V52H60V49H62L63 47H66V48H68V46L69 47H73V49H72V52H69L70 54H74L75 55V57L74 56H71V57H73V58H68V59H66L65 58V60H63L64 59V57H61L62 58V61H64V62H62L60 65H59V67L57 66V62L55 61V60H53V61H55V64H53L54 62L53 61H50L51 62V64L53 65L52 67L55 69V70H57V69H59V70H57V71H61V72H63V71H70L71 69H73L75 66H76V68H77V66L78 67H80V66H83L84 64H89V62H92L93 60H95L96 59V57H98L97 59H100V60H104V58H108V60H109V57H108V55H109V53H107V56L105 55L106 54V52H107V49H108V46L107 45H105V43L106 42H103V40L101 41V42H99L100 41V38L103 36V34H102V36H98L99 37V41L96 39L97 38V36H96V38L95 39H93V38H88V36H86L87 38H84V36L87 34V32L89 33V32H92V34H93V31H94V34H95V31H102L104 34H106L105 36H104V38L107 36V34L108 35H111V37H112V34H109V32H107L108 30H111V29H113V27L114 26H116V24L115 23H111V22H108L107 21V19L108 18H110V17H112L113 15H115V16H117V15H119V14H117V12L118 11H120V10H122V8L124 7H122V6H119V4L118 5H116V6H112V4H111V6H104L103 8L101 7L100 9H91V8H89L88 7V9H86V11H80V7H79V3L78 4H76L75 3V5L77 6V7H79L78 8V11H76V13L74 12V14L73 13H65V14H63L65 11H63V9H62V11H63V13H61L60 11H61V8H58V5H56V4H54V2L52 3ZM70 2V1H69ZM72 2H70V4L71 5H73L72 4ZM92 2V1H91ZM172 2H171V4L170 5H172V6H170V5H168V8L169 7H173V5L174 4H172ZM184 3V1H182L181 0V3ZM214 1H210V2H208L207 0H202V1H198V2H194V3H191V4H189V5H186V6H184L181 10H179V14H184V13H188V15L189 16H191V19L189 20V22L190 23H194L197 27H200V29L199 28H191V27H189V25L187 24V23H183L182 22V20H179V19H176V18H173V17H168V18H165V20H154V19H150V20H147V19H139L141 22H140V24L141 23H143L142 25L143 26H145V25H148L149 27H151V24L152 25H154V26H157V24L156 23H159V22H161V23H159L158 24V26L161 24H163L162 26H165L166 25V28H165V30H167V31H165L166 33H164V35H162V34H156V35H154V36H152V38H151V36H149V40L148 41H146V42H144V43H142L141 44V46H138L139 47V50H137L136 52H134L135 51V49L132 51V49H128L127 47H125V49L124 48H122V49H119V50H117V51H114L113 50V52H111L110 50V59H112V61L114 62H111V64L113 63V65H111V64H109V66H107V68L106 69H103L102 71H100V70H93L90 74L93 76L94 75V77H99L98 79H93V82L95 83V82H97V84H98V81L99 80H101V79H110V78H112L113 79V82H114V87L112 88L110 85L108 86V85H105V87H104V89H101L102 90V92H104V91H106V89L108 90V92L110 91V94L109 95H107L108 94V92L106 93V94H103V93H100L99 92V94H102V95H100L97 99H99L100 97H101V99H100V101L101 100H104V99H108V97L109 96H111L112 97V99H113V96L114 97H116L115 99H117L118 100V98H119V100H121L122 98H126L127 99V97L129 96V95H131V94H133L134 92H139V91H141V90H145V88H146V90L148 89V87L150 88L151 86H154V89H156L158 86H159V84H160V88H161V90H163L162 89V86L163 85H165V84H171V85H165V87L167 86L168 88L170 87L171 88V86L173 85V87L175 86L176 87V89H179L176 85H178L179 86V80H178V78L180 79V84H181V82H182V84L185 86V84H187V86L189 87L188 89H187V87H184V89L185 90H188V92L190 91V89H191V87L194 89V90H196V92L197 91H199L198 92V94H200V95H202V98L204 99H206V100H209V101H211L210 100V98H211V96L214 94L213 92H215V94H219V93H222L223 94V96L225 95V96H230V95H232L231 94V89H232V87H231V85H233V84H231V85H228V84H225V82L226 81H228L227 80V78H225V81L223 80H221V78L219 79V78H217V77H219L220 75H223V76H227V77H229V76H231V74L232 75H236V74H241L242 73V71H243V73H248V71L247 70H249V69H246V67H249L250 66V68L252 67V68H258V69H260V70H262V68H263V70H264V67H260L259 68V66H263L264 65V50H263V47H262V49H261V46L260 45H258V41H256V44H257V46L260 48H254V47H251V43H250V41H247L248 40V37L246 38L245 36H244V34L243 33H245V31H247V34H251V32L250 31H253V30H255V27L257 26H260V23L262 22V24H263V22H264V19H263V21L261 20V15L260 14H263L264 13V0H228V1H226V0H215V2L213 3ZM58 3H60V2H58ZM87 3H89V2H87ZM97 3V2H96ZM108 3V4H109ZM136 3V2H135ZM163 3H166L165 1L164 2H162L161 4H163ZM180 3V4H181ZM186 3V2H185ZM236 3V4H235ZM62 5H64L63 3H61ZM169 4V3H168ZM59 9V12H60V14L59 15H57L56 14V16L58 17V18H61V19H63V20H67V21H69V22H72V21H74V20H76V21H74L75 22V24H72L71 26H70V28H72L73 30L72 31H74V34L73 35H71L70 33H68L69 35H67V33L66 32H68L69 30H67L65 33H64V31H63V34H62V36H65V39H67L68 41H64V40H62V42L61 41H58L57 39H59L58 37H59V32L58 33H54L53 31H52V29H50V28H48V27H46V26H44L45 24H44V21L46 20V19H50V18H52L53 16L51 15V16H49V15H46V14H42L41 13V9H44V8H46V10L47 11H52V9H54L55 10V6ZM61 5V6H62ZM65 5H68V4H65ZM85 5H86V3H85ZM89 5V4H88ZM92 4H90V6H91ZM94 5H96V4H94ZM128 5V4H127ZM133 5V4H132ZM137 5V4H136ZM167 5V4H166ZM166 5H165V7H166ZM182 5V4H181ZM239 5H242V6H244V7H239ZM178 7H179V4L177 5ZM51 7V8H50ZM65 7V6H64ZM67 7H69V6H67ZM75 7V6H74ZM73 7V8H74ZM77 7H75V8H77ZM96 7V6H95ZM51 10H50V9ZM167 8V7H166ZM174 8H176V7H174ZM174 8H172V9H174ZM57 9V10H58ZM68 9H72V6H71V8H68ZM81 9H83V6H82V8ZM156 8H154V11L156 12V10H158V9H160V10H162V13L165 15L166 13H164V12H167L168 10L167 9H165V8H163V9H161V8H157L156 10H155ZM53 10V11H54ZM160 10H159V12H160ZM253 10V11H252ZM45 11V10H44ZM153 11V10H152ZM170 12L169 13H171V8H170V10H169ZM158 12V11H157ZM156 12V16H157V14L159 15V12L157 13ZM53 13V12H52ZM55 13V12H54ZM56 13H58L57 11H56ZM121 13V12H120ZM125 13V12H124ZM123 13V14H124ZM161 12H160V15L162 16L163 14H162ZM168 13V14H169ZM194 13V14H193ZM195 13H197V15L195 14ZM256 13V15L258 14L259 16L257 17V16H255V15H253V14H255ZM49 14V13H48ZM63 14V15H62ZM154 14V13H153ZM167 14V15H168ZM244 14V15H243ZM253 16H255V17H251L252 15ZM186 15V14H185ZM241 15H243V16H241ZM251 15V16H250ZM120 16V15H119ZM152 16H155V15H152ZM156 16H155V18H156ZM76 17H81L80 18V20H78L77 21V18ZM163 17V16H162ZM166 17V16H165ZM256 17L257 18H260V20L259 19H257V21L259 20V22H257L256 20H255V24L254 23H252L251 24V22L253 21L254 22V20H252L253 18H255L256 19ZM150 18V17H149ZM127 19V18H126ZM137 19V20H138ZM121 21H123V19H120ZM131 20H133L132 18H131ZM136 20V21H137ZM139 20H138V22H139ZM142 20H145V21H142ZM126 21V20H125ZM124 21V22H125ZM136 21H135V23H136ZM188 22V23H189ZM256 22H257V24H256ZM121 23V22H120ZM133 24V26H132V24H130L131 26H129L130 28L131 27H133L134 28V25L135 26H137L136 24ZM189 23V24H190ZM258 23H259V25H258ZM121 24H123V25H125L123 22L121 23ZM139 24V23H138ZM140 24H139V26H140ZM150 24V25H149ZM261 24V25H262ZM142 25H141V27H142ZM195 25H193V26H195ZM249 25H255V26H253V30H250V29H248V26ZM138 26V28H136L137 30H140V27ZM148 26L147 27H145V28H148ZM167 26H169L168 28H167ZM171 26V27H170ZM66 27V26H65ZM128 27V26H127ZM128 27V28H129ZM153 27V26H152ZM161 27V26H160ZM201 27H205V28H201ZM257 27H256V29H257ZM69 28V27H68ZM132 28V29H133ZM163 28V27H162ZM260 28H261V26H260ZM136 29H133V30H135V31H137ZM144 28H141V30L140 31H142ZM150 29V28H149ZM153 29V28H152ZM189 29H192L191 31L189 30ZM252 29V28H251ZM56 30V29H55ZM58 30V29H57ZM155 30V29H154ZM194 30V31H193ZM245 30V31H244ZM147 31V30H146ZM150 31H152V30H150ZM160 31H162V30H160ZM170 31V32H169ZM241 31H244L243 33L241 32ZM255 31H257V30H255ZM254 31V32H255ZM139 32V31H138ZM149 32V31H148ZM153 32V31H152ZM99 33V32H98ZM145 33V32H144ZM237 33H242V39L243 38H245L244 40H242L241 39V37H240V35H239V39H238V35H237ZM141 34V33H140ZM235 34L237 35L236 37H237V39H238V41L236 40V38H235ZM246 34V33H245ZM91 35V34H90ZM99 35V34H98ZM132 35H134V33L132 34ZM146 35V34H145ZM61 36V35H60ZM94 37V36H93ZM107 37H109V40H111L110 39V36H107ZM106 37V38H107ZM62 38V37H61ZM103 38V39H104ZM106 38H105V40H106ZM112 38H116L115 36L114 37H112ZM134 38V36L132 37V39ZM255 38V37H254ZM254 38H251L252 40V44H254L253 43V39ZM117 39V38H116ZM115 39V40H116ZM134 39H136V38H134ZM247 39V40H246ZM104 40V41H105ZM113 40V39H112ZM128 40V38L126 39V41ZM242 40V41H241ZM117 41V40H116ZM130 41V40H129ZM135 41V40H134ZM241 41V42H240ZM243 41H247V42H244V44H246V46L247 47H242V45L243 44H241V46L239 45V46H237V44H240V43H242ZM115 42V41H114ZM114 42H112V44L111 45H113V43ZM118 42V41H117ZM117 42H116V46L118 45L119 47H120V43L118 42V44H117ZM125 42V41H124ZM240 42V43H239ZM132 43V42H131ZM64 44H66V45H68V46H64ZM106 44H108V42L106 43ZM249 44V45H248ZM121 45H123V44H121ZM255 45V44H254ZM61 46H62V48H61ZM245 46V45H244ZM114 47H115V43H114ZM113 47V48H114ZM130 48V47H129ZM131 48H132V46H131ZM64 49V48H63ZM99 49H101V51L103 50V52L102 53H105V54H103V56H101L102 55V53L100 52V50ZM110 49V48H109ZM251 49H253V50H251ZM259 49V50H258ZM255 50H257V51H255ZM52 51V52H51ZM106 51V52H105ZM47 52H51V53H47ZM54 52H56V50L54 51ZM64 52V51H63ZM97 52H99V53H101V54H98ZM95 53V56H91V54H94ZM38 54H37V56L36 57H38ZM112 54V55H111ZM44 55V54H43ZM104 55H105V57H104ZM1 56V55H0ZM41 56V55H40ZM44 56H46V55H44ZM252 56H254V57H252ZM34 57V56H33ZM94 57H95V59H94ZM260 58V60H259V58ZM27 58V57H26ZM25 58V59H26ZM45 58H47V56L45 57ZM51 58V57H50ZM49 58V59H50ZM60 58V59H61ZM236 59V58H238V59H240V61H238L237 60V63H239V66H238V68L239 69H237V67L235 66V65H233V66H231V67H229V62L228 61H230V59ZM256 58V60H254ZM32 59L33 58H31L30 60L32 61ZM0 60H2V59H0ZM3 60H5V59H3ZM51 60V59H50ZM209 60H212V61H214L215 63H216V66H214V67H212L211 65H209ZM24 61L25 60H23V61H21L22 63H24ZM35 61V60H34ZM58 61V60H57ZM105 61L106 60H104V62L103 63H105ZM260 62V64L258 65L256 62ZM1 63H2V61H0ZM5 62V61H4ZM50 62H48V66H50L49 65V63ZM53 62V63H52ZM95 63H92V65H94V64H97L99 61H94ZM108 62H110V61H108ZM231 63H232V60L230 61ZM236 62V61H235ZM6 63L8 64H10V63H12V62H9L8 60L6 61ZM46 63V62H45ZM58 63H59V61H58ZM107 63V62H106ZM4 64V63H3ZM8 64V65H9ZM39 64H44V63H38V64H35V66L34 65H32L30 68H26L27 70H29V69H31V68H34V67H36L37 65H39ZM100 64V63H99ZM232 64H234V61H233V63ZM263 64V65H262ZM13 65H17V64H12V66L11 67H14ZM23 65V64H22ZM47 65V64H46ZM56 65V67H57V69H56V67H54ZM91 64H89V66H92ZM105 65H107V64H105ZM20 65H18V67H19ZM28 66V65H27ZM30 66V65H29ZM41 66V65H40ZM44 66V65H43ZM86 66H88V65H86ZM88 66V67H89ZM258 66V67H257ZM17 67V66H16ZM17 67V68H18ZM23 67L25 68V66L23 65ZM23 67H21V69H19L21 72H22V68ZM38 67V66H37ZM51 67V66H50ZM101 67V66H100ZM17 68H15V70L17 69ZM24 68H23V70H24ZM46 68H48V67H46ZM75 68V69H76ZM98 68V67H97ZM254 68V69H255ZM25 69V70H26ZM36 69V68H35ZM43 69V70H42ZM42 69H40L41 71H44V69L45 68H43L42 67ZM79 69V68H78ZM81 69V68H80ZM96 69V68H95ZM174 69H177V70H175V73H177V72H179L178 73V75H177V84H175V83H170V81H172V80H175V79H172V80H170V81H168V79H169V75H170V73H172V71L174 70ZM184 69H186V70H189V72H192L193 73V76H202V77H199V78H203V77H206V79H210V83H211V85L213 84V86L212 87H214L213 89L211 88V89H208V88H206L205 89V92H209V93H205V92H202V90H200V87L202 86V83H201V86H198L197 84H200V83H198V82H194V84L195 83H197V84H195V85H191V86H189L190 84L189 83H191V84H193V82H191V79L193 78V76L189 73L188 75H190V77H187V76H185L184 77V74H185V71H184ZM254 69H251V70H254ZM19 70H16V71H19ZM25 70H24V72H25ZM47 70V69H46ZM50 70H52V68L50 69ZM55 70H52V72H50V73H48L49 75L50 74H52V73H54V75H55V72H53V71H55ZM83 69H81V71H82ZM257 69H255V74L257 75V77H258V75H259V78H258V80L260 79V76H263V75H260V74H258V72L256 71ZM259 70V71H260ZM2 71V70H1ZM19 71V72H20ZM47 71H49V69L47 70ZM177 71V72H176ZM61 72H56V74L57 75H59ZM67 72H65V74H67ZM76 72V71H75ZM78 72H79V70H78ZM83 72V71H82ZM174 72V71H173ZM249 72L250 73H252V76H253V72L252 71H250L249 70ZM263 72V71H262ZM29 73V72H28ZM32 73V72H31ZM33 73H35V74H37V75H39V77H42V75H40V74H42V73H40L39 74V71L36 73V72H33ZM47 73H45V74H47ZM64 73V72H63ZM84 73V72H83ZM83 73L81 74V72H80V76L82 77V75H83ZM231 73V74H230ZM246 73V74H247ZM259 73H261V71L259 72ZM1 74H3V73H0V75ZM5 74V73H4ZM44 74V75H45ZM47 74V75H48ZM249 74V73H248ZM28 75H29V77H33L32 75L33 74H31V76H30V73L29 74H27V76L26 75H23L24 77H28ZM43 75V76H44ZM47 75H45L46 77H47ZM48 75V77H52L53 75H50L49 76ZM62 75H64V74H62ZM87 75H89V74H87ZM86 74H84V76L86 77L85 79H87L88 77H89V79H90V76H87ZM173 75V74H172ZM243 75V74H242ZM241 75V76H242ZM255 75V76H256ZM8 76V75H7ZM19 76H21V75H19ZM23 76H21V77H23ZM60 76V75H59ZM65 76V75H64ZM68 76V75H67ZM169 76V77H168ZM192 76V77H191ZM252 76H250V77H252ZM2 77H4V75L2 76ZM35 77H37V76H35ZM171 77H176L175 75L174 76H171ZM242 77H244V76H242ZM257 77H256V79H257ZM83 78V77H82ZM91 78H93V77H91ZM223 78V77H222ZM229 78H231V77H229ZM248 79H249V76L247 77ZM255 78V77H254ZM263 78H264V76H263ZM76 80H77V77L75 78ZM79 79H81L80 77H79ZM88 79V81L90 82V80ZM195 79H196V77H195ZM195 79H193V80H195ZM232 79H234V78H232ZM232 79H230L231 81H232ZM70 80V79H69ZM71 80H74V78H72ZM95 80V81H94ZM207 80V81H208ZM238 81H239V79H237ZM236 80V81H237ZM251 80V79H250ZM83 81H84V79H83ZM82 81V82H83ZM86 81V80H85ZM200 81V80H199ZM207 81H205L203 84L205 85H208L207 84ZM233 81H235V80H233ZM232 81V82H233ZM236 81H235V83L234 84H236ZM243 81H244V79H243ZM243 81H240L239 83H238V85L242 82L243 83ZM257 81V80H256ZM263 82V79H261L260 80V82ZM23 82V81H22ZM77 82H79V81H77ZM108 82V81H107ZM112 82V81H111ZM173 82V81H172ZM201 82V81H200ZM66 83H68L67 81H66ZM72 83V82H71ZM71 83L70 84H68V85H71ZM159 83V84H158ZM229 83V82H228ZM246 82H244L243 84H245ZM250 84H251V81L249 82ZM254 83V82H253ZM257 83H258V81H257ZM76 85L77 83H73L72 84V86L73 85ZM85 84V83H84ZM91 84V83H90ZM90 84H85V85H83V84H78V85H74L73 87H74V89L72 88V86H71V88L73 89V90H75L76 88H80V85L81 86H83L84 87V89L81 91V92H83V93H81L80 94V96H84V97H86V96H91V95H89L88 94V92H91L90 90V88H89V86H91ZM104 84V83H103ZM162 84V85H161ZM223 84H225L224 86H223ZM249 84V88H251L252 89V87L253 86H255L254 84H252V86ZM87 85H88V88H87ZM238 85H236V86H238ZM246 85H248V84H246ZM67 86V85H66ZM93 86L95 87L96 86V84L94 85L93 84ZM195 86V87H194ZM235 86V85H234ZM236 86H235V88H236ZM251 86V87H250ZM259 86H261V85H259ZM92 87V86H91ZM93 87V88H94ZM97 87H99V84L97 85ZM164 87V86H163ZM164 87V89L167 91V92H169L168 91V88L166 89ZM180 87V86H179ZM181 87H182V89L179 91V92H181V91H184V89H183V86L181 85ZM180 87V88H181ZM203 87H206V86H203ZM243 87V85L241 86L240 85V89H238V90H241V88ZM246 88H247V86H245ZM245 87H243L244 89H245ZM54 88V89H53ZM55 88L56 87H51V88H49V89H52V91L53 90H55ZM96 88V87H95ZM99 88H101V87H99ZM153 88V87H152ZM210 88V87H209ZM238 88V87H237ZM236 88V89H237ZM257 88V87H256ZM263 88V86L260 88V89H262ZM57 89V88H56ZM70 89V87L68 88V90ZM80 89H82V87L80 88ZM89 89V90H88ZM172 89V88H171ZM173 89H175V88H173ZM176 89H175V91H176ZM251 89H245V90H243V91H245V92H243V94L244 93H246L248 90H250L251 91ZM258 90H259V87L257 88ZM256 89V90H257ZM72 90V91H73ZM76 90H78V89H76ZM84 90H85V92H84ZM104 90V91H103ZM152 90V89H151ZM194 90H192L193 92H194ZM238 90H235L234 89V91H233V93H235V94H233V97L235 98V96L234 95H236V98H237V94H238ZM264 90V88L262 89V91ZM49 91V90H48ZM60 91V90H59ZM64 91V90H63ZM100 91V90H99ZM150 91V90H149ZM172 90H170V92H171ZM174 91V90H173ZM238 91V92H237ZM242 91V90H241ZM240 91V92H241ZM22 92H24V91H22ZM43 92V91H42ZM47 92V91H46ZM53 92H58V91H53ZM61 92V91H60ZM78 92V91H77ZM79 92H80V90H79ZM78 92V93H79ZM93 92V91H92ZM91 92V93H92ZM96 93H98L97 92V90L95 91ZM94 92V93H95ZM152 93L153 92H155V90L154 91H151ZM179 92H177V94L179 93ZM187 92V91H186ZM249 92V91H248ZM151 93V94H152ZM190 93V92H189ZM204 93L205 94H209V95H204ZM211 93H212V95H211ZM242 93V92H241ZM259 93V92H258ZM260 93H262V92H260ZM35 94H39L40 95V93H36L35 91H34V94L33 93H31L30 95H28V96H30L31 97V99H32V96L33 95H35ZM43 94V93H42ZM50 94V93H49ZM60 94V93H59ZM62 94V93H61ZM60 94V95H61ZM70 94V93H69ZM98 94V95H99ZM138 94V93H137ZM150 94V93H149ZM154 94V93H153ZM174 94V92L172 93V95ZM177 94H174V96L175 95H177ZM181 94V93H180ZM180 94H178L177 95V97L180 95ZM184 94H185V92H184ZM191 94V93H190ZM197 94V95H198ZM214 94V95H215ZM240 94V93H239ZM253 92H251L250 93V95H249V93L247 94V96H253ZM264 94V93H263ZM263 94L261 95V96H263ZM24 95V94H23ZM23 95H22V97H23ZM32 95V96H31ZM37 95H35L36 96V98H37ZM38 95V96H39ZM96 95V94H95ZM146 95V94H145ZM156 95V94H155ZM155 95H152V96H155ZM171 95V94H170ZM171 95V96H172ZM193 95V94H192ZM194 95H196V93L194 94ZM220 95V94H219ZM26 96V95H25ZM27 96V97H28ZM35 96H34V98H35ZM45 96H47L46 94H45ZM49 96V95H48ZM53 96V95H52ZM64 96V93H63V95L61 96V97H63ZM73 96V95H72ZM80 96H79V98H80ZM148 96V95H147ZM150 96V95H149ZM182 96H183V93H182ZM186 96V95H185ZM184 96V97H185ZM191 96V95H190ZM222 96V97H223ZM239 96V95H238ZM240 96H242L241 94H240ZM244 96H246V94H244ZM243 96V97H244ZM246 96V97H247ZM255 96V95H254ZM253 96V97H254ZM257 96V95H256ZM259 96V95H258ZM21 96H19V98H20ZM39 97H43V96H39ZM74 97H77V95H74ZM170 97V96H169ZM173 97V96H172ZM176 97V96H175ZM175 97H173V99L175 98ZM187 98H189L191 101L193 100L192 98H190V97H188V96H186ZM186 97H185V100H186ZM193 97V96H192ZM195 97V96H194ZM216 96H214V98H215ZM220 97V96H219ZM242 97V98H243ZM18 98V97H17ZM35 98V99H36ZM68 99H70L69 97H67ZM89 98V99H88ZM88 98H86V99H88V100H91L90 99V97H88ZM179 98V97H178ZM177 98V99H178ZM182 98V97H181ZM235 98V99H236ZM242 98H239L240 100H238V101H242ZM258 98V97H257ZM264 98V97H263ZM21 100H23L24 99V97H23V99L22 98H20ZM25 99H26V97H25ZM24 99V100H25ZM28 100H29V98H27ZM26 99V100H27ZM34 99V100H35ZM45 99V98H44ZM53 99H55L54 97H53ZM62 99H65V98H62ZM73 99V98H72ZM78 99V97L77 98H74V100L73 101H75V100H77ZM114 99V102L116 101ZM124 99H122V100H124ZM172 98H170V100L172 101L173 100ZM216 99V98H215ZM221 99H223V98H221ZM221 99H220V101H221ZM238 99V98H237ZM245 99V98H244ZM243 99V100H244ZM247 99H249L248 97H247ZM255 99H256V97H255ZM255 99H253V100H255ZM260 99V98H259ZM17 100H19V99H17ZM21 100H19V101H21ZM34 100H32L33 101V103H35L34 102ZM43 100V99H42ZM175 100H176V98L174 99V102L171 104V106L170 107H172V106H174L175 107V105H177L176 103H177V101H176V103H175ZM180 100V99H179ZM178 100V101H179ZM183 100V99H182ZM188 100V99H187ZM189 100V101H190ZM226 100V99H225ZM230 100V99H229ZM232 100V99H231ZM230 100V101H231ZM250 100H252V99H250ZM36 102L38 101V99L37 100H35ZM56 101V100H55ZM63 101V100H62ZM67 101V105H69L68 103V100H66ZM95 101V99L93 100V102ZM107 101H109V100H107ZM113 101V100H112ZM143 101V100H142ZM160 101L161 100H159V105H160V107H162V106H165V108L167 109L168 107H166V105H163L164 104V102L162 103H160ZM165 101V100H164ZM194 101H195V99H194ZM194 101H192V102H194ZM197 101H198V99H197ZM196 101V102H197ZM215 101V100H214ZM217 101H219L218 100V97H217ZM2 102V101H1ZM42 102V101H41ZM40 102V104H41V106H43L42 108H44L45 106H46V104H47V102H45V106L44 105H42V103ZM97 103H98V101H96ZM96 102L94 103V106H96L97 107V105H96ZM104 102V101H103ZM138 102V101H137ZM145 101H143V102H141V100H140V102H138L137 104H135L134 103V105H137L136 107H137V113H135V114H137L136 115V118H135V116H133L132 118H130L129 119V117H131V116H128L126 113V116H125V114L123 113V112H126V110H125V107L124 106H119L118 105V107L115 105V107H117V108H119L118 110L120 111H118V110H116V111H114V114L115 113H117V111H118V114L116 115H114L113 114V112L110 114V115H108L107 117H106V115H107V113L109 112L108 111V109H106L108 112L106 113V115H105V113H104V117H106V118H104L103 116H100L101 118V120H102V118H103V122H102V127H99V126H92L91 125V127H89V129H87V127H84V128H86L87 129V131H88V133L90 132V133H92L93 134V136H95L96 134H97V136L99 135L100 137H106V140L108 139L107 138V136L108 135H110L111 136V131H109V129L108 128H112L113 130H114V126L116 127V126H119L118 128L119 129H117V131L118 130H120V129H122L123 127H126V128H128V127H134L135 128V131L136 130H138L139 128L141 129L142 127H144L142 124H141V122H143V123H147L146 121H150V119H151V121H152V118L153 117H155V116H157V114L155 113V112H153L154 111V107H158L157 105L158 104H153V106L154 105H156V106H154L152 109H151V107H150V105H149V103L151 104V102H149L148 104H146V102H148L147 100H146V102L144 103ZM168 102H170V101H168ZM191 102V103H192ZM201 102H202V99H201ZM205 102V101H204ZM213 102V101H212ZM225 102V101H224ZM227 103L226 104H224V105H228V100L226 101ZM237 102V101H236ZM235 102V103H236ZM243 102V101H242ZM244 102H245V100H244ZM3 103V102H2ZM31 104L32 102L30 101V102H28L27 101V104ZM37 103H39V102H37ZM36 103V104H37ZM100 104H101V102H99ZM175 103V104H174ZM185 103L187 104L188 103V105H189V102H186L185 101ZM215 103V102H214ZM231 103H232V101H231ZM233 103H234V100H233ZM21 104V103H20ZM24 104V103H23ZM105 104V103H104ZM113 104V103H112ZM111 104V105H112ZM115 104V103H114ZM126 104V103H125ZM169 104V103H168ZM174 104V105H173ZM179 104H182V101H181V103H180V101H179ZM185 104V105H186ZM198 104V103H197ZM203 104V103H202ZM208 104V103H207ZM221 104H223V103H221ZM239 103L237 102V106H240V105H238ZM2 104H0V106H1ZM34 105V104H33ZM66 105V106H67ZM102 105V104H101ZM162 105V106H161ZM184 105V104H183ZM192 105V104H191ZM205 105H206V103H205ZM211 105H213V104H210V106ZM234 105V104H233ZM233 105H232V108L234 109V107H233ZM7 107V105H3L2 107ZM39 105H37V108L39 109V107H38ZM64 106V105H63ZM99 106V105H98ZM125 106H127V105H125ZM168 106V105H167ZM193 106V105H192ZM191 106V107H192ZM208 106V105H207ZM231 106V105H230ZM230 106H227L228 107V109L230 108ZM235 106V105H234ZM236 106V107H237ZM29 107V106H28ZM33 107V106H32ZM47 107H48V105H47ZM65 107V106H64ZM110 106H108V108H109ZM112 107H113V105H112ZM120 107H121V109H120ZM133 106H131V107H128L127 106V110H129V109H131ZM135 107V108H136ZM159 107V108H160ZM180 107H182V105L180 106ZM185 107V106H184ZM184 107H183V110H185L184 109ZM187 107V106H186ZM190 107V106H189ZM194 107H196L195 106V103H194ZM193 107V108H194ZM200 107V106H199ZM202 107V106H201ZM200 107V108H201ZM206 107V106H205ZM213 107V106H212ZM11 108H12V110H11ZM11 108H9L8 107V109L10 110V111H1L2 110V108H0V205L2 204V201H3V204L4 203H6L7 201H8V196H9V193H7V188L8 187H13L12 185L13 184H15L14 185V187L17 185L16 183H19V182H17L16 181V183H14V181H15V177H13V174L15 173V172H20V174H21V176L18 174L17 175V177L18 176H20L21 178H19L18 179V181L21 179V182L19 183L20 185H19V187L18 186H16V187H18L19 189H16L15 188V191L17 190V192H16V197H13V198H16V200H17V197H18V200H21V202L20 201H18L17 203H20L21 204V208L20 207H18V208H15V209H17V210H15V211H19V208L21 209V211L19 212L20 214H21V216H19L18 215V213H16L18 216H19V218L21 219H23V221H24V223H25V226L27 227V229H26V232H24V234H22V237H21V240L20 241H15L14 242V251H13V257H14V263L15 264H51V257L53 256V254H51V248H53L52 246H51V240H52V238H51V226L52 227H55L54 226V222H53V224H52V218H51V160L53 159H55V158H57V156H56V154H55V156L56 157H52V159H51V149H55V150H57L58 151V153H57V155H64L65 156V158H68V159H71L72 160V158L75 156V158H77L78 156H80L81 154H82V151L79 153L80 155H78V152L80 151V149L78 150V151H76V152H71L72 151V149H71V151H70V149H69V151H67V150H65V151H60L56 146L57 145H61V141L60 140H58V137H60V139H72V137H73V134H74V136L75 137H77V134H76V132L73 130V132H71L70 133V128L68 129L67 128V126H66V128H67V130L69 131H62L61 130V128H59L62 132H58V133H60L59 135H57L56 137H51L52 135H51V129L53 128L52 126H51V110H50V107H49V110L50 111H46L47 110V108L45 109L44 108V111H42L43 109L42 108H40V109H42L41 111H39L37 108H35V107H33L30 111H23V109H20L21 107H17L18 109H19V111H14V109H13V107H11ZM17 108H16V110H17ZM27 108V107H26ZM98 108H100V106L98 107ZM116 108V109H117ZM129 108V109H128ZM135 108H133V110L131 111V112H134L136 109ZM148 108V109H147ZM158 108V109H159ZM165 108H163V109H165ZM173 108V107H172ZM176 109H179V108H177V106L175 107ZM203 108V107H202ZM3 109H6V108H3ZM38 111H37V110ZM110 109V108H109ZM113 110H114V108H112ZM158 109H156V111L158 110ZM160 109H162V108H160ZM160 109H159V112H160ZM176 109L174 110V108L172 109L173 111H174V113H175V111H176ZM186 109H188V107L186 108ZM190 109H192V108H190ZM189 109V110H190ZM197 110H199L198 108H196ZM22 110V111H21ZM149 110V111H148ZM180 110V109H179ZM179 110H177V111H179ZM194 110H195V108H194ZM235 110V109H234ZM262 110H263V108H262ZM110 111H112V110H110ZM130 111V110H129ZM148 112V118L146 117V115H147V113H145L144 114V112ZM164 111V110H163ZM182 111V110H181ZM180 111V112H181ZM187 112H188V110H186ZM79 112V111H78ZM128 112V111H127ZM143 112V113H142ZM153 112V113H152ZM158 112V111H157ZM158 112V113H159ZM179 112V113H180ZM234 112V111H233ZM249 112V111H248ZM75 113V112H74ZM130 113V112H129ZM156 114V115H153V117H150V115L151 114ZM161 113H163L162 111H161ZM160 113V114H161ZM173 113V114H174ZM185 113V112H184ZM192 113V112H191ZM194 113V112H193ZM195 113H197V111L195 112ZM236 115H237V112H234ZM263 113V112H262ZM77 114H79V113H76L75 115L77 116ZM103 114V113H102ZM124 114V115H123ZM143 114L145 115V117L143 116ZM160 114H158V115H160ZM170 114V113H169ZM231 114V113H230ZM234 114V115H235ZM242 114V113H241ZM245 114H246V112H245ZM253 114H255V113H253ZM257 114V113H256ZM81 115H83V117L82 118H85L86 117V115H91V117H97V116H99L98 114L96 115V114H94L93 112H89V111H87V110H82L81 111ZM93 115V116H92ZM130 115V114H129ZM132 115H133V113H132ZM165 115V114H164ZM172 115V114H171ZM179 115V114H178ZM185 115V114H184ZM233 115V114H232ZM240 115V114H239ZM243 115V114H242ZM240 116V117H243V116ZM80 116V115H79ZM78 116V117H79ZM251 116V118H252V115H249L248 117H250ZM89 116H87L86 118H88ZM95 117V118H96ZM161 117V116H160ZM170 117V116H169ZM177 117V116H176ZM259 117V116H258ZM99 118V117H98ZM158 118H159V116H158ZM165 119V117L163 116L161 119ZM230 118V117H229ZM232 118H233V116H232ZM237 118V117H236ZM261 118V117H260ZM97 119V118H96ZM132 119V120H131ZM163 119V121H165ZM168 119V118H167ZM171 119V118H170ZM174 119V118H173ZM178 119H179V117H178ZM246 119V118H245ZM245 119H244V122H245ZM262 119V118H261ZM82 120V119H81ZM99 120V119H98ZM155 120H157V119H155ZM159 120V119H158ZM229 120V119H228ZM228 120H227V122H228ZM248 119H246V121H247ZM256 120H258V118H256ZM255 120V121H256ZM263 120V119H262ZM262 120H260V122L262 121ZM83 121V120H82ZM204 121V120H203ZM230 121V120H229ZM236 120L234 119V123H236L235 122ZM259 121V120H258ZM84 122V121H83ZM105 122V124L104 125H106L107 123H109L107 126H105V127H103L104 125H103V123ZM208 122V121H207ZM211 122V125L213 124L212 123V121H210ZM210 122H209V124H210ZM257 122V121H256ZM149 123V122H148ZM230 123H232V120H231V122ZM240 123H241V120H240ZM253 123V122H252ZM55 124V123H54ZM114 124H116V125H114ZM119 124V125H118ZM140 124L142 125V126H140ZM193 124H195V123H193ZM192 124V125H193ZM196 124H197V122H196ZM198 124H200V121L198 122ZM197 124V125H198ZM248 124V123H247ZM95 125H98V124H95ZM100 125V124H99ZM188 125H191V124H187V126ZM192 125L190 126V127H192ZM197 125H195V128L197 127ZM201 125H203V122L201 123ZM200 125V126H201ZM249 125V124H248ZM110 126H112V127H110ZM199 126V125H198ZM151 127V126H150ZM149 127V128H150ZM152 127H155V126H152ZM157 127V126H156ZM205 127V126H204ZM208 127V126H207ZM134 128H128V129H132V131H133V133H134ZM160 128V127H159ZM184 128H186L185 130L183 129L182 131H180L181 133L183 132V131H185L186 132V130H188V129H190L189 127H188V129H187V127H184ZM54 129V128H53ZM52 129V130H53ZM56 129H57V127H56ZM140 129H139V131H140ZM156 130H157V128H155ZM154 128L152 129V130H155ZM193 129V127L191 128V130ZM198 129H200V128H198ZM71 130V131H72ZM79 130V129H78ZM85 129H83L82 131H84ZM124 130H125V128H124ZM123 130V131H124ZM141 130H144V128H142ZM163 130V129H162ZM179 130V129H178ZM194 130V129H193ZM55 131V130H54ZM86 130H85V132H87ZM126 131V130H125ZM125 131L124 132H122V133H125ZM131 130H129V132H130ZM166 131V130H165ZM190 131V130H189ZM241 131H243V129H241ZM240 131V132H241ZM251 131V130H250ZM75 132V133H74ZM114 132L116 133V131L114 130ZM169 132V131H168ZM190 132H192V131H190ZM252 132V131H251ZM56 133H57V130H56ZM73 133V134H72ZM121 133V134H122ZM127 133V132H126ZM136 133H138V132H136ZM139 133H142V132H139ZM144 133H146V131L144 132ZM173 133V132H172ZM204 133V132H203ZM209 133V132H208ZM246 133V132H245ZM250 133V132H249ZM256 133V132H255ZM255 133H253V134H244L243 133V137L244 138H247L249 141H251V142H255V141H257V135L255 134ZM72 134V135H71ZM95 134V135H94ZM163 134V133H162ZM170 134V133H169ZM191 134V133H190ZM240 134H242V133H240ZM255 134V135H254ZM84 135V134H83ZM113 135V134H112ZM137 135V134H136ZM149 135V136H148ZM178 135V134H177ZM181 135V134H180ZM179 135V136H180ZM183 135V134H182ZM186 135V134H185ZM188 135V134H187ZM194 135V134H193ZM200 135V134H199ZM199 135H198V137H199ZM203 135V134H202ZM209 135V134H208ZM258 135H259V133H258ZM145 136H148V137H150V138H146L147 140V143L149 144L148 146H150V145H152V146H150L149 148H151V147H153L154 148V152L155 153H157V152H161V153H163V154H165V155H167L168 153H170V151H172V150H174V149H177L178 148V145L176 144V142H175V144L174 143H169V147H164L165 146V144L162 146V147H164V148H162V147H159V146H157V141H159V140H157V138L159 137V139L162 137V135H161V133L160 132H157V131H152V132H149V133H147V135H145ZM163 136H165V135H163ZM192 136V135H191ZM227 136V135H226ZM229 136H231V135H229ZM239 136V135H238ZM116 137H118V136H116ZM136 137V136H135ZM169 137H170V135H169ZM173 137H176V134H175V136H173ZM172 137V138H173ZM79 138H80V136H79ZM83 138V137H82ZM81 138V139H82ZM121 138V137H120ZM123 138V137H122ZM137 138H138V136H137ZM141 138V137H140ZM186 138V137H185ZM190 138V137H189ZM224 138H226V137H224ZM229 138H231V137H229ZM85 139V138H84ZM109 139H111V138H109ZM108 139V140H109ZM114 139H116L115 137H114ZM114 139H111V140H114ZM125 140H126V137L124 138ZM123 139V140H124ZM145 138H143V140H144ZM179 139V138H178ZM177 139V140H178ZM182 139H184V138H181V139H179V140H182ZM195 139V138H194ZM193 139V140H194ZM198 139V138H197ZM226 139H228V136H227V138ZM231 139H233V136H232V138ZM242 139V138H241ZM100 140V139H99ZM105 140V141H106ZM110 140V141H111ZM127 140H128V138H127ZM132 140V139H131ZM196 140V139H195ZM201 140V139H200ZM203 140V139H202ZM87 141V140H86ZM119 141V140H118ZM142 141V140H141ZM190 141H191V139H190ZM199 141V140H198ZM90 143H91V140L89 141ZM99 142V141H98ZM120 142V141H119ZM122 142V141H121ZM125 142H127V141H125ZM137 142H138V140L137 141H129V142H127V146L128 147H133V146H135L136 144H137ZM161 141H159V143H160ZM163 142H164V140H163ZM166 142V141H165ZM185 142V141H184ZM192 142V141H191ZM204 142V141H203ZM215 142V141H214ZM213 142V143H214ZM110 143V142H109ZM112 143H113V141H112ZM114 143H116V142H114ZM144 143V142H143ZM147 143H145V145L147 144ZM162 143V142H161ZM190 143V142H189ZM193 143H195V142H192V144H191V146L193 145ZM198 143V142H197ZM200 143V142H199ZM209 143V142H208ZM223 143V142H222ZM221 143V144H222ZM241 143V142H240ZM240 143H238V144H240ZM92 144V143H91ZM95 144V143H94ZM121 144V143H120ZM184 144V143H183ZM188 144V143H187ZM224 144H227V143H224ZM258 144V143H257ZM97 144H95V146H96ZM104 145V144H103ZM102 145V146H103ZM197 145V148H199V144H195V146ZM209 145V144H208ZM213 145V144H212ZM217 145H218V143H217ZM102 146L100 147L101 149H102ZM180 146V145H179ZM183 145H181L180 147H182ZM189 146H190V144H189ZM188 145H187V147L188 148H191V146L189 147ZM194 146V145H193ZM201 146H203V144H201ZM213 146H216V145H213ZM221 146H223V144L221 145ZM225 146V145H224ZM99 147V145L98 146H96V148H98ZM117 147V146H116ZM126 147V146H125ZM143 147H145V146H143ZM142 147V148H143ZM186 146H184V149H187V148H185ZM74 148V147H73ZM105 149H102V153H104L103 151H105L106 150V146L104 147ZM118 148H119V145H118ZM120 148H121V146H120ZM145 148H147V147H145ZM192 148H196V147H192ZM203 148V147H202ZM222 148V147H221ZM220 147H219V149H221ZM224 148H226V147H224ZM86 149V148H85ZM84 149V150H85ZM134 149V148H133ZM180 149V148H179ZM182 149L183 148H181V150L179 151L178 150V152H180V153H182L181 151H182ZM183 149V150H184ZM205 149V148H204ZM203 149V150H204ZM210 149H212L211 147L208 149V147H207V152H208V150L210 151ZM75 150H76V148H75ZM83 150V149H82ZM96 150V149H95ZM107 150H110V149H108L107 148ZM106 150V151H107ZM146 150V149H145ZM201 150V149H200ZM202 150V151H203ZM218 150V149H217ZM229 149L227 148V151H228ZM263 150V149H262ZM97 151V150H96ZM100 151V150H99ZM105 151V152H106ZM137 151V150H136ZM138 151H139V149H138ZM149 151H151V150H149ZM149 151H145L146 153H148ZM185 151V150H184ZM192 151V150H191ZM204 151H206V150H204ZM221 151V150H220ZM223 151V153H224V151L225 150H222ZM85 152H86V150H85ZM108 152L109 151H107V154H108ZM117 152V151H116ZM126 152V151H125ZM139 152H141V151H139ZM138 152V153H139ZM144 152V153H145ZM174 153H172L171 155H177V150L176 151H173ZM177 152V153H176ZM197 152V151H196ZM201 152V151H200ZM213 152H215L216 153V151H214L213 150ZM212 152V153H213ZM218 153H219V151H217ZM69 153V154H68ZM84 153V152H83ZM92 153V152H91ZM94 153V154H93ZM93 155L95 156L96 155V152L95 151H93ZM98 154H100L99 152H97ZM110 153V152H109ZM112 153V155H115L116 157L118 156V155H116V153L115 154H113V151L111 152ZM131 153H132V151H131ZM136 153V152H135ZM142 153V152H141ZM247 153V152H246ZM246 153H245V155H246ZM263 153V152H262ZM92 154H90L89 156H91ZM97 154V155H98ZM192 154V153H191ZM196 154V153H195ZM198 154L200 155L201 153H197V155L196 156H198ZM203 154V153H202ZM205 154V153H204ZM211 154V153H210ZM210 154H209V156H210ZM233 154V153H232ZM250 154V153H249ZM259 154H261V151H260V153ZM264 154V153H263ZM133 155H134V153H133ZM152 155V154H151ZM155 156L154 157H156L157 155L156 154H154ZM159 155H160V153H159ZM185 155H187V154H185ZM205 155H207V153L205 154ZM234 155H236V154H234ZM244 155V154H243ZM242 155V156H243ZM244 155V156H245ZM248 155V154H247ZM246 155V156H247ZM262 155V154H261ZM85 156V154H83V157ZM88 156V157H89ZM93 156V157H94ZM100 156H102V154H100L99 155V157ZM106 157H107V155H105ZM109 156V155H108ZM131 156V155H130ZM134 156H136V154L134 155ZM138 156V155H137ZM147 156H149V155H147ZM169 156V155H168ZM188 156H189V154H188ZM188 156L186 157V158H188ZM195 156V155H194ZM203 155H201V157H200V159H202L203 157H202ZM88 157H84V159L83 160H85V161H89L90 160V162L92 161V160H98V158L99 157H95L94 159H93V157L92 158H88ZM104 157V156H103ZM111 157V156H110ZM112 157H114V156H112ZM122 157V156H121ZM121 157H119V158H121ZM150 157H153V155L152 156H150ZM159 157V156H158ZM166 157V156H165ZM164 157V158H165ZM173 156H170V159L172 158ZM249 158H250V156H248ZM252 157V156H251ZM64 158V157H63ZM79 159H80V161L82 160V157L80 156V157H78ZM77 158V159H78ZM118 158V159H119ZM125 158V157H124ZM137 158V157H136ZM139 158H140V154H139ZM148 158V157H147ZM217 158V157H216ZM221 159H222V157H220ZM220 158L218 159V160H220ZM227 158V157H226ZM249 158H247V159H249ZM264 158V157H263ZM100 159L101 160H103L101 157H100ZM99 159V160H100ZM105 160H106V158H104ZM110 159V158H109ZM111 159H113V158H111ZM122 159V158H121ZM120 159V160H121ZM175 159H177V158H175ZM181 159H183V158H181ZM191 159V158H190ZM195 159V158H194ZM224 159H225V157H224ZM230 159V158H229ZM234 159V158H233ZM232 159V160H233ZM238 159H240V158H238ZM117 160V159H116ZM115 160V161H116ZM125 160V159H124ZM124 160H123V163H122V165L124 164ZM145 160H147V159H144V161L143 162H146ZM155 160H156V158H155ZM159 160H161V159H159ZM173 160V159H172ZM187 160V159H186ZM189 160V159H188ZM196 161L198 160V158H196L195 159ZM211 160V159H210ZM217 160V159H216ZM226 160H228V158L227 159H225V161ZM240 160H243V159H240ZM239 160V161H240ZM246 160V159H245ZM60 161V157H59V159H58V161L56 162V163H58ZM69 161V160H68ZM72 161H74V160H72ZM84 161V162H85ZM111 161V160H110ZM114 161V160H113ZM112 161V162H113ZM119 161V160H118ZM118 161H116V163L118 162ZM126 161V160H125ZM151 161V160H150ZM150 161H149V164H147L148 165V167H149V165H152V166H154V164L157 162V161H155V163L154 164H151L150 163ZM169 160H168V158H167V161L166 162H163V163H167ZM174 161V160H173ZM198 161H200V160H198ZM215 161V160H214ZM213 161V162H214ZM220 161H223V162H225L223 159L222 160H220ZM219 161V162H220ZM229 161V160H228ZM227 161V162H228ZM234 161H236V160H233V162H231V165H232V163H233V165L231 166V165H229L230 163V161L227 163L228 164V166H227V164H225L224 165V167L223 168H226V166H227V169H233V167H234V165H235V163H234ZM244 161V160H243ZM250 161H252V160H250ZM62 162V161H61ZM77 161H75V163H76ZM103 162H104V160H103ZM137 162H138V159H137ZM148 162V161H147ZM151 162H153V161H151ZM159 162V161H158ZM177 162V161H176ZM195 162V161H194ZM209 162V161H208ZM207 162V163H208ZM211 162V161H210ZM209 162V164H207L206 166H208L206 169H205V173H206V175H205V173H202V172H198V170H197V176H195V175H193L192 177H187V180H182L184 177H186V175H184L185 173H179L180 175H184V177L182 178L181 176V180L180 181H178L179 179L177 178V176H176V178L178 179H176L177 181H178V183H174V185L175 186H173V185H171V186H169V187H175V191H176V194L175 195H173V196H179V195H182L183 193H186L187 191H190L192 188V186H194L195 184H193V183H197L198 184V182H197V180H198V178H203L204 180L205 179H207V169L209 168V171H211V168H213V167H216V168H220V166H211V168L209 167V165L212 163H210ZM219 162H217L216 161V163L218 164ZM237 162V161H236ZM245 162H247V161H245ZM54 163H55V160H54ZM62 163H64V162H62ZM93 163H94V161H93ZM113 163H115V162H113ZM112 163V164H113ZM142 163V162H141ZM162 163V164H163ZM190 163H193V162H191L190 161ZM205 163V162H204ZM221 163V162H220ZM220 163L218 164V165H220ZM59 164V163H58ZM57 164V165H58ZM69 164H70V162H69ZM112 164L110 163V164H108V165H111L112 166ZM117 164H119V162L117 163ZM117 164H115V165H117ZM127 164H128V162H127ZM126 164V165H127ZM134 164V163H133ZM157 164V163H156ZM206 164V163H205ZM214 165H215V163H213ZM216 164V165H217ZM240 164V163H239ZM239 164L237 165V166H239ZM250 166H252L253 164L250 162ZM76 166H77V164H75ZM83 165V164H82ZM86 165V164H85ZM85 165H83V166H81L82 167V169H84V166ZM93 165V164H92ZM100 165V164H99ZM102 165V164H101ZM100 165V166H101ZM107 165V166H108ZM114 165V166H115ZM120 165V164H119ZM158 165V164H157ZM242 165H246V163H242ZM257 165V164H256ZM53 166V165H52ZM54 166H56V165H54ZM53 166V167H54ZM58 166H60V164L58 165ZM72 164L71 165H68V163H66V164H63V165H61L60 166V168H61V170L63 171H66V174L68 175V172L70 171V172H74V173H78V172H84L83 173V175L84 174H86V172H88V169H87V171H86V169H85V171H83V170H80V169H78L79 167H77L76 168V166H72ZM89 166V165H88ZM103 166V165H102ZM110 166V169L111 170H113V166L111 167ZM142 166H144V165H142ZM145 166H146V164H145ZM159 166H160V164H159ZM201 166H204V165H201ZM222 166V165H221ZM247 166V165H246ZM86 167H87V165H86ZM91 167V166H90ZM89 167V168H90ZM98 167V166H97ZM105 167V166H104ZM119 168H120V166H118ZM130 167H132V169H134L135 167H136V165L135 166H132V162H131V166ZM134 167V168H133ZM138 167V169L136 168L135 170H134V172L138 175L139 174V178H138V182H139V179H140V174H141V177H142V172L143 171H139V168H140V166H137ZM156 166H154V168H155ZM158 167V166H157ZM168 167V166H167ZM166 167V168H167ZM170 167V166H169ZM168 167V168H169ZM179 167V166H178ZM178 167H175V168H178ZM182 167V166H181ZM187 167H189V166H187ZM198 167V169L200 168V165L199 166H197ZM236 167V166H235ZM248 167V166H247ZM259 167V171H261L260 170V167L261 166H258ZM56 168V167H55ZM59 168V167H58ZM58 168H56V170L58 169ZM60 168H59V170H60ZM102 168V167H101ZM117 168V167H116ZM116 168L114 169V171H116ZM127 168H129V167H127ZM127 168H125L124 170H126ZM151 168V167H150ZM205 168V167H204ZM237 168V167H236ZM238 168H240L241 170H242V168L239 166ZM249 168V167H248ZM253 168H254V166H253ZM263 168V167H262ZM103 169H106V168H103ZM109 169V170H110ZM123 169V168H122ZM131 169V170H132ZM164 169V168H163ZM174 169V168H173ZM179 169V170H178ZM177 170L178 171H180V168H178ZM214 169V168H213ZM212 169V170H213ZM220 169H222V168H220ZM250 169L251 170H253L251 167H250ZM60 170V171H61ZM90 170H92V169H90ZM96 170H98V169H96ZM99 170H101V169H99ZM106 170H108V168L106 169ZM167 169H165V171H166ZM175 170V169H174ZM201 170H203L202 168L199 170V171H201ZM216 170V169H215ZM215 170H213L212 171V173L213 172H216ZM237 170V169H236ZM240 170V171H241ZM251 170H250V172H251ZM256 170V169H255ZM263 170H264V168H263ZM262 170V171H263ZM61 171V172H62ZM64 171H63V173H64ZM102 171V170H101ZM101 171L100 172H98L99 173V175H100V173H101ZM127 171H128V169H127ZM130 171V170H129ZM172 171V170H171ZM171 171H169V172H171ZM176 171V170H175ZM183 171H184V169H183ZM221 171V170H220ZM225 171H226V169H225ZM225 171H223V173L225 172ZM232 171V170H231ZM233 171H235V169H233ZM233 171H232V175H235V172H236V175H238L237 173L239 172V174L242 172H240V171H235L234 173H233ZM254 171V170H253ZM261 171V172H262ZM90 172V171H89ZM88 172V173H89ZM96 171H94V173H95ZM107 172V171H106ZM113 172V171H112ZM131 172V171H130ZM134 172L132 173L131 172V174H134ZM169 172H165L166 174L168 173L170 176H171V178L173 177L174 178V176H173V174H170ZM177 172V171H176ZM175 172V173H176ZM192 172L193 173H195V171H193L192 170ZM192 172H190V170H189V174L190 173H192ZM91 173H93V171H91ZM90 173V174H91ZM150 173V172H149ZM148 173V174H149ZM159 173H160V171H159ZM158 173V174H159ZM161 173H162V171H161ZM160 173V174H161ZM172 173V172H171ZM174 173V174H175ZM187 173V172H186ZM187 173V174H188ZM211 173V174H212ZM221 173V172H220ZM219 173V171L218 172H216V174H220ZM225 173H227V172H225ZM224 173V174H225ZM228 173H229V175H230V171H228ZM252 173V172H251ZM251 173H249L250 174V177L249 176H246V174H245V176L246 177H248L249 179L252 177V175H251ZM258 173V172H257ZM264 173V172H263ZM262 173V174H263ZM16 174V173H15ZM65 174V173H64ZM71 173H69V175H70ZM81 173H79V175H80ZM105 174V173H104ZM107 174L108 175H110L111 176V173H108L107 172ZM159 174V176L160 177H162L161 175ZM168 174H167V177H169L168 176ZM210 174V175H211ZM214 174V173H213ZM216 174H214L215 175V179H216ZM248 174V175H249ZM62 175V174H61ZM68 175V176H69ZM75 175V174H74ZM83 175H81V176H83ZM87 175V174H86ZM92 175H94V174H92ZM106 175V174H105ZM113 175V174H112ZM116 175H117V172H116ZM228 175V174H227ZM226 175V176H227ZM81 176H80V178H81ZM88 177H90L89 175H87ZM86 176V177H87ZM101 176V175H100ZM100 176H98V177H100ZM107 176V175H106ZM143 176H145V174L143 175ZM152 176V175H151ZM150 176V177H151ZM212 176V175H211ZM222 176L223 175H220V178H222ZM226 176H224L223 178H226ZM241 176L242 175H239V177L241 178ZM254 176V175H253ZM70 177H71V175H70ZM73 177V176H72ZM77 177H79V176H77ZM92 177H94V176H91V178ZM96 177H97V173H96ZM102 177H103V175H102ZM149 177V178H150ZM164 177V176H163ZM162 177V178H163ZM167 177H166V179H165V177H164V182L166 183V180H168V181H170L169 179H170V177L167 179ZM214 177V176H213ZM218 178H219V175L217 176ZM232 177V176H231ZM230 176H229V179L231 178ZM258 177V176H257ZM260 177V176H259ZM14 178V179H13ZM83 178H84V176H83ZM106 178V177H105ZM114 178H116V176L114 177ZM153 179H155V177L153 176L152 177ZM172 178V179H173ZM209 178H210V176H209ZM208 178V179H209ZM217 178V179H218ZM222 178V179H223ZM239 178V179H240ZM175 179V178H174ZM174 179L172 180V181H174ZM203 179H201V182H202V180ZM236 179V178H235ZM242 179V178H241ZM247 179V178H246ZM252 179H254V178H252ZM251 179V180H252ZM257 179V178H256ZM259 179V178H258ZM100 180V182H101V179H99ZM103 180H107V182L106 183H108V180H111V179H103ZM114 180V179H113ZM112 180V181H113ZM118 181H119V184L121 185V186H124L125 184L127 185L128 183H129V185L131 184V187H133L134 188V190L136 189L133 185H132V182H131V180H130V178L128 179L127 177H125V176H123L122 178H118L117 179ZM156 180V179H155ZM175 180V181H176ZM212 180H214V179H212ZM218 180H220V179H218ZM244 180V179H243ZM54 181V180H53ZM56 181V180H55ZM89 181H91L93 184L96 182L97 183V185H96V183H95V186L97 187L98 186V181L96 180L95 182L93 181V180H89ZM137 181V180H136ZM152 181H154V180H150V179H146L145 177H143L142 179H140V182H139V184H137V182L135 183V184H137V186L138 185H140V183L143 185V183H150V184H152L153 182ZM176 181V182H177ZM196 181V182H195ZM222 181V180H221ZM224 181V180H223ZM241 181V180H240ZM240 181H237V183L238 182H240ZM245 181V180H244ZM255 181V180H254ZM78 182H80V181H78ZM83 180L81 181V184L83 185H85V183H86V180H85V183L83 182ZM116 184H117V182L116 181H114ZM134 182V181H133ZM155 182V181H154ZM204 182V181H203ZM202 182V183H203ZM214 182H215V180H214ZM219 182V184L221 183L220 181H218ZM218 182H216V183H218ZM257 182V181H256ZM72 183V182H71ZM87 183H89V182H87ZM102 183H103V181H102ZM102 183H101V185H102ZM112 184H115V183H113V182H111ZM156 183V182H155ZM155 183H153V184H155ZM161 183H163V181L161 180ZM171 183V182H170ZM200 183V182H199ZM205 183V182H204ZM209 183V182H208ZM210 183H211V181H210ZM241 183H242V181H241ZM55 184V183H54ZM58 184V183H57ZM72 184H74V181H73V183ZM76 184H77V182H76ZM81 184H77L76 185V187L79 185V187H81ZM100 184V183H99ZM110 183H108V185H109ZM153 184H152V188H153V191H154V186H157V190H159V192H167L166 190H168V189H165L164 187H162V186H164V183L161 185L160 183H157L156 185H154L153 186ZM213 184H215V183H213ZM219 184H217V185H219ZM230 184V183H229ZM254 184V183H253ZM263 184H264V182H261L260 183V186H263ZM75 185V184H74ZM100 185V186H101ZM104 185H106L105 183H104ZM103 185V186H104ZM107 185V186H108ZM111 185V184H110ZM119 185V186H120ZM168 185V183H166L165 184V187H168L167 186ZM200 185H201V183H200ZM208 185H210V184H208ZM224 185V184H223ZM243 185V184H242ZM244 185H247V186H249L248 184H244ZM244 185H243V187H244ZM251 185V184H250ZM259 185V184H258ZM55 186H57V185H55ZM95 186H93V187H95ZM112 186V185H111ZM144 186V185H143ZM206 186V185H205ZM227 186V185H226ZM229 186V185H228ZM231 186V185H230ZM260 186H259V188H260ZM14 187H13V189H14ZM60 187V186H59ZM99 187V186H98ZM106 187V186H105ZM105 187H102V189L103 188H105ZM109 187V186H108ZM108 187H106V188H108ZM113 187V186H112ZM125 187H128V186H125ZM140 187H142L141 185H140ZM146 187V186H145ZM196 187V186H195ZM199 187V186H198ZM215 187V188H214ZM216 187L217 186H213V188L216 190ZM254 187V186H253ZM255 187H257V185L255 186ZM56 188H58V187H56ZM83 188L86 190V188H85V186H83L82 188H80V189H82L83 190ZM89 188H90V186H89ZM88 188V189H89ZM148 188H149V186H148ZM197 188V187H196ZM201 188H203V186L201 187ZM209 188V187H208ZM211 188V187H210ZM218 188V187H217ZM222 188H224L225 189V187H222ZM227 188V187H226ZM238 188V187H237ZM247 188V187H246ZM245 188V189H246ZM249 188V187H248ZM251 188V187H250ZM259 188H255L254 190L256 191L257 189H259ZM264 188V187H263ZM55 189V188H54ZM59 189H61V187L59 188ZM198 189V188H197ZM231 189H233V187L231 188ZM262 189V188H261ZM9 190V189H8ZM11 190V189H10ZM211 190V189H210ZM218 190V189H217ZM223 190V189H222ZM263 190V189H262ZM84 191V190H83ZM173 192H175L174 190H172ZM171 191V192H172ZM227 191V190H226ZM234 191H235V187H234ZM237 191V190H236ZM239 191V190H238ZM245 191V190H244ZM249 190H247V192H248ZM258 191V190H257ZM9 192V191H8ZM13 192H14V190H13ZM94 192V191H93ZM92 191H91V193H93ZM162 192V193H163ZM168 192H169V190H168ZM171 192H169V193H171ZM192 192H194V191H192ZM213 192V191H212ZM230 192V191H229ZM247 192H245V193H247ZM231 193V192H230ZM236 193V192H235ZM240 193H242V192H240ZM245 193H244V195H245ZM252 193H253V190H252ZM263 193H264V191H263ZM93 194H95V193H93ZM171 194H174V193H171ZM170 194V195H171ZM188 194V193H187ZM193 194V193H192ZM192 194H190V195H192ZM89 195V194H88ZM88 195H86V197L88 196ZM169 195V194H168ZM169 195V196H170ZM213 195H217V194H211V196L209 197L208 195V197L209 198H213L212 196ZM14 196V195H13ZM137 196V195H136ZM168 196V197H169ZM173 196L171 195V198H173ZM214 196V197H215ZM221 196H224V195H221ZM220 196V197H221ZM97 197V196H96ZM96 197H94V198H96ZM139 197V196H138ZM192 197V196H191ZM207 197V198H208ZM217 197V196H216ZM232 197V200H234L233 199V197L235 198V202L237 201L238 202V196H236L235 197V195H233V196H231ZM7 198V199H6ZM93 198V197H92ZM93 198V199H94ZM142 198V197H141ZM177 198V197H176ZM207 198H206V200H207ZM222 198V197H221ZM224 198V197H223ZM222 198V199H223ZM226 198V197H225ZM225 198H224V202L228 199V197H227V199L225 200ZM133 199V198H132ZM136 199V198H135ZM140 199V198H139ZM174 199V198H173ZM237 199V200H236ZM251 200H252V198H250ZM175 200H177V199H175ZM221 200V199H220ZM231 200V201H232ZM247 200H248V198H247ZM246 200V201H247ZM251 200H249V201H251ZM6 201V202H5ZM138 200H135V202H137ZM174 201V200H173ZM201 201H204L205 202V199H203V200H201ZM201 201H200V203H201ZM219 201V200H218ZM222 201V202H223ZM231 201H228V204L227 203H224L223 202V204L221 203V202H219V204H221V205H228V207H229V205H230V203L229 202H231ZM239 201L241 202V197H240V199H239ZM126 202H129L130 203V200H126ZM134 202V201H133ZM134 202V203H135ZM139 202V201H138ZM137 202V203H138ZM207 202H209V200L207 201ZM217 202V201H216ZM227 202V201H226ZM234 202V203H235ZM240 202H238V203H240ZM8 203V202H7ZM6 203V204H7ZM16 203V204H17ZM128 203V204H129ZM137 203H135V204H137ZM140 203H142V202H140ZM206 203V202H205ZM210 203H211V205L213 204V200H212V202L210 201ZM238 203H235V204H238ZM244 203V205L245 206H247V204H249V202L248 203H246L245 204V202H243ZM264 203V202H263ZM263 203H260V205H259V207L261 206V209H262V207H263ZM160 204H162V203H160ZM204 204V203H203ZM216 204V203H215ZM232 204V203H231ZM250 204H253V203H251L250 202ZM259 204V203H258ZM257 204V205H258ZM14 205V204H13ZM80 204H78V206H79ZM141 205V204H140ZM158 205H159V202H158ZM207 205H209V203L207 204ZM207 205H205L206 207H207ZM217 205H218V202H217ZM234 205V204H233ZM233 205H231L230 207L232 208V207H234ZM242 205V206H241ZM239 204V206L240 207H244V205L243 204ZM1 206H3V205H1ZM5 206V205H4ZM57 206H60V205H57ZM63 206V205H62ZM76 206H77V204H76ZM75 206V207H76ZM77 206V207H78ZM16 207V206H15ZM76 207V208H77ZM201 207H202V205H201ZM220 207V206H219ZM226 207V206H225ZM229 207V208H230ZM236 207V210H237V207H238V205H236L235 206ZM234 207V208H235ZM253 207V205H251V207H250V205H249V208H250V210H248L249 211V213H250V211H251V208ZM1 208V207H0ZM3 208V207H2ZM61 208V207H60ZM145 208V207H144ZM223 208V207H222ZM231 208H230V210H231ZM234 208H232V209H234ZM248 208V209H249ZM7 210L8 209H10V208H6ZM142 209H143V207H142ZM167 211H168V209L167 208H165ZM179 209V208H178ZM203 209V208H202ZM241 209H243V208H241ZM13 210V211H14ZM175 209H173L172 211L173 212H175L174 211ZM180 210H182V209H179V211ZM211 210V212H212V209H210ZM209 210V211H210ZM214 210V209H213ZM219 209H216V211H218ZM221 210V209H220ZM226 210H227V208H226ZM256 210V209H255ZM259 210V209H258ZM10 211V210H9ZM57 211V210H56ZM144 211H148V210H146V209H144ZM165 211V210H164ZM178 210H177V212L176 213H169L168 214V212H167V219L168 218H170L172 221H175V217H178L177 219H179V215L182 217V218H188L187 216H185L184 214H182V213H186V211L185 212H179ZM224 211H225V208H224V210H223V213H224ZM238 211H239V209H238ZM238 211H236L237 212V214L239 213ZM243 211V210H242ZM264 211V210H263ZM58 212V211H57ZM62 212V211H61ZM64 212V211H63ZM202 212H204V209L202 210ZM220 212H222V211H220ZM225 212H228V210L227 211H225ZM240 212H241V210H240ZM246 212V211H245ZM245 212L243 211L242 212V214H244L245 215ZM252 212H254V211H252ZM257 212V211H256ZM262 212V211H261ZM260 212V213H261ZM56 213V212H55ZM164 213V212H163ZM187 213H190V212H188L187 211ZM205 213H207V212H205ZM204 213V214H205ZM210 213V212H209ZM208 213V214H209ZM213 213V212H212ZM221 214V215H225L226 216V213L225 214ZM228 213H230V212H228ZM14 214V213H13ZM166 214V213H165ZM172 214V215H171ZM203 214V213H202ZM203 214V215H204ZM214 214V213H213ZM220 214H219V216H220ZM254 214V213H253ZM257 214V213H256ZM264 214V213H263ZM262 214V215H263ZM210 215H212V214H210ZM231 215H233L234 216V213H231ZM243 215V216H244ZM14 216V215H13ZM17 216V217H18ZM183 216H185V217H183ZM213 216V215H212ZM228 216V215H227ZM237 216V215H236ZM236 216H234V217H236ZM240 218H242V219H240V221H242V220H244L245 222H246V219H243V216H241V213H239V215H238ZM246 216L248 217V214L247 215H245V218H246ZM56 217V216H55ZM73 217V216H72ZM71 217V218H72ZM75 217V216H74ZM180 217V218H181ZM192 217H194V216H192ZM205 217H206V215H205ZM204 217V218H205ZM210 218H211V216H209ZM214 217V216H213ZM221 217V216H220ZM224 217V216H223ZM233 217V218H234ZM15 218H16V216H15ZM57 218H58V216H57ZM173 218H174V220H173ZM191 218V214H190V217H189V219ZM227 218V217H226ZM237 219H239L238 217H236ZM256 218V217H255ZM0 219H3L2 217L0 218ZM17 219V218H16ZM55 219V218H54ZM54 219H53V221H54ZM152 219V218H151ZM165 219V218H164ZM185 219H182V220H185ZM206 219H208V217L206 218ZM215 219V218H214ZM213 219V220H214ZM230 219H232V218H230ZM235 219V218H234ZM250 219V218H249ZM259 219V218H258ZM18 220V219H17ZM55 220H58V219H55ZM74 220V219H73ZM85 220V219H84ZM191 220V219H190ZM190 220H188V221H190ZM209 220V219H208ZM212 220V219H211ZM227 220H229L228 218H227ZM252 220H254L253 218H252ZM256 220V219H255ZM76 221V220H75ZM75 221H72L73 222V224L75 223ZM186 221H187V219H186ZM192 221V220H191ZM203 221V220H202ZM205 221V220H204ZM230 222L231 221H233V220H229ZM229 221L227 222V223H229ZM238 221L239 220H237L236 222L238 223ZM1 222V221H0ZM3 222H5V221H3L2 220V226L4 225L3 224ZM71 222V223H72ZM185 222V221H184ZM235 222V221H234ZM234 222H232V223H234ZM249 222L250 223H252L251 222V220H249ZM0 223V224H1ZM23 223V222H22ZM186 224H187V222H185ZM191 223V222H190ZM203 224H205L206 225V223H208L207 221H206V223H204V222H202ZM196 223H194L193 225H195ZM245 225H246V223H244ZM21 225V224H20ZM24 225V224H23ZM22 225V226H23ZM64 224H62L61 226L62 227H59V228H56V234H58V236L60 235L61 237H63L64 239H65V241H69V237L70 238H72V239H78V238H81V235H82V237H83V235H85V232H84V234H82V230H83V228L82 229H80L79 228V224L77 225V224H75V225H71L72 226V229H71V231H69V227L66 229V228H64V226H63ZM151 225H153L152 223L150 224V226ZM156 225V224H155ZM200 225V224H199ZM227 225V224H226ZM231 224H229V226H230ZM243 224L241 223V225L239 224L238 226L240 227L239 229H242V231L244 232V230H243V228H241V226H242ZM154 226V225H153ZM190 226H192V225H190ZM189 226V227H190ZM196 226V225H195ZM252 225H249L248 227L250 228ZM1 227V226H0ZM24 227V226H23ZM58 227V226H57ZM180 227V226H179ZM179 227H177V229L179 228ZM183 227V226H182ZM181 227V228H182ZM194 227V226H193ZM192 227V228H193ZM243 227V226H242ZM247 226H245L244 227V229L245 230H247L248 229V227L246 228ZM25 228V227H24ZM24 228L22 229V230H24ZM160 228V227H159ZM159 228H157V230L159 229ZM181 228L180 229H178L177 231L174 229L173 230V232H179V230H181ZM192 228H190V229H192ZM234 228H236V227H234ZM155 229V228H154ZM168 229V228H167ZM185 229V228H184ZM228 229V228H227ZM142 230H144L145 232H146V230H148V227L146 226V225H144L143 227H142ZM156 230V229H155ZM155 230H153V232L155 231ZM229 230V229H228ZM237 229H234V231H235V233L238 231V232H241V231H239V230H237ZM143 231V232H144ZM184 230L182 229V231L181 232H183ZM186 231V230H185ZM183 232V235L184 234H187V232ZM188 231V233H190L189 232V230H187ZM22 232V233H23ZM180 232V233H181ZM236 233L238 236H240L239 235V233ZM180 233H177L178 235L180 234ZM218 233V232H217ZM242 233V232H241ZM240 233V234H241ZM182 234V233H181ZM183 235H181V237H183ZM236 235V236H237ZM242 235V234H241ZM187 235H185V237H186ZM53 237V236H52ZM188 237H189V235H188ZM55 238V237H54ZM53 238V239H54ZM54 243V242H53ZM65 243V242H64ZM56 245V247L55 248H58L57 247V244H55ZM59 246V245H58ZM151 246V245H150ZM64 247V246H63ZM66 247H69L68 246V243H65V248ZM77 247V246H76ZM75 247V248H76ZM144 248H145V246H144ZM148 247L146 246V249H147ZM150 248V247H149ZM151 248H152V246H151ZM154 248V247H153ZM60 248H58V250H59ZM67 249V248H66ZM82 249V248H81ZM58 250H56V251H58ZM152 250V249H151ZM76 251V250H75ZM150 251V250H149ZM178 251H180V250H178ZM80 252V249H79V251H78V253ZM152 252H156L155 250L153 251L152 250ZM61 253V252H60ZM77 253V254H78ZM180 254H182L181 253V251L179 252ZM178 253V254H179ZM80 254V253H79ZM75 255V254H74ZM73 255V256H74ZM81 255H83V254H81ZM176 255V254H175ZM78 256V255H77ZM80 256V255H79ZM78 256V257H79ZM178 256V255H177ZM74 257H72V259H73ZM75 258H77V257H75ZM71 259V261H67V262H64V264H68V262H72L73 260ZM79 259V258H78ZM68 260V259H67ZM70 260V259H69ZM95 260V259H94ZM97 260V259H96ZM64 261V260H63ZM99 261V260H98ZM98 261H96V262H98ZM261 261V260H260ZM259 261V262H260ZM62 262V261H61ZM147 262V261H146ZM145 262V264H147ZM152 262V261H151ZM257 263H258V261H256ZM143 264H144V261L142 262ZM149 263V262H148ZM257 263H255V264H257ZM58 264V263H57ZM60 264V263H59ZM70 264V263H69ZM96 264V263H95ZM149 264H152V263H149ZM153 264H155V263H153ZM259 264V263H258Z\"/></svg>",
    "mask_w": 264,
    "mask_h": 264
}]
</instances>
